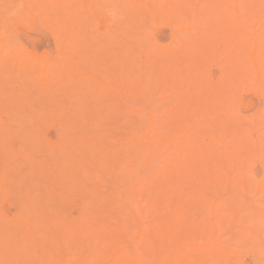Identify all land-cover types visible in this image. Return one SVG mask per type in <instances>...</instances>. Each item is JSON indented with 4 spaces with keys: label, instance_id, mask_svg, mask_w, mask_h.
I'll return each mask as SVG.
<instances>
[{
    "label": "rangeland",
    "instance_id": "obj_1",
    "mask_svg": "<svg viewBox=\"0 0 264 264\" xmlns=\"http://www.w3.org/2000/svg\"><path fill=\"white\" fill-rule=\"evenodd\" d=\"M7 1L5 0V2H7ZM16 1H17V3H16ZM16 1L14 2L16 5L15 4L13 5L14 6V9L17 10V8L18 9L21 8L20 10H17V11H15L13 8L9 7V6L12 5L11 2H10V0L6 3L7 5L5 4L4 0H0V10L2 11L1 14H3L4 12H5L4 14H6V10L7 9L8 10L10 9V11L13 9L15 11V13L9 12V13H12L13 14V15L10 14L9 16H10V18L12 17L11 19L16 18L15 19V22L13 24L14 26H12V27L10 26L9 27L8 25H6L3 22L4 20L2 21V19H5L4 17H6L8 14L7 15H1L0 14V17H2L1 20H0L1 23H3L4 25H6V27L5 26L2 27L3 24L1 25V23H0V26H1L0 27V43H3V44H0V48L6 47V45H7V47L9 46V48H6L8 50L5 49L7 51L6 53H8L9 50L13 46H15V47H13V49L16 48V46H18L19 49L21 48L20 49L21 51L23 49L27 53L32 54L33 57L36 60L42 59L44 61L52 62V63H54L56 65H57L56 62H58L61 58H62L61 60H64L65 57L68 58V56H69L68 54L69 53H66V49L67 48H69L72 51V54H70V59H72V58L77 59V54L76 53H78V51H81V53L83 51H85V52H83L85 54L84 56H86L88 54L87 52H89V51L91 52L92 51V53H94V54L96 53L94 55V57L96 59H98L99 56H100L99 57V60L102 59V62L100 60V62L97 63V64H99V65H97V69L95 68V66H96L95 63H92V66H91V61H90L91 59L89 57H90V55H92V53H90V54H88L86 56V58L87 59L89 58V60H87L85 58L86 61H90L89 62L90 64L88 63L89 65H86L84 67H83V65H85V64H82L81 66H79L80 65L79 64L76 67H80L81 69L77 68V70H76L77 72L75 70H73V69L71 70V68H69L70 70H67L66 69L67 70V72H66L65 68H68L71 65L70 66H67V67H64L63 66L64 67V69H62L63 74H62V76H60L57 73V70H58L57 68H59V70H61V66L63 64H65V63H62V64L61 63H58V65L61 64L60 67H57L55 65L57 68H55L56 70L55 69L54 70H51L52 73L54 71H56L57 75L56 74L55 75L57 77H59V76L60 77H63L65 75V73H66V79H70L72 81L73 79L76 80L77 78H79L77 76H80L83 71H87V72H90L91 71V75H93L94 73H97V72L100 71L98 68H100V69L103 68L105 71L101 75V78H100L101 81L103 82L104 85L106 83L107 84L110 83V87L107 84H106V86L109 87V88H114V90L116 91V94H117V91L119 92L118 95L121 92V96L119 97L118 95H116L114 93V95H116V98H113L114 97L113 94H112L113 96L110 97L111 96L110 93L113 90L112 89L110 90V89L105 88L104 85H103L104 88L107 89L108 92H110V93H108L110 96L107 94L109 97L107 96V98H106V94L105 93H107V91L104 92L105 91L104 89L101 90V92H103L105 94L104 95L105 96L104 99L102 97H100V95L98 96L97 94H98V92H100V89H102L101 87H103V86L101 85V87H99V85H96L98 83H100V84H102V83L101 82H97L96 81V78H94L95 79V82H97V83H95L96 87L94 86L95 87L94 89L95 90H98L100 88L98 91H96L97 92L96 95L100 99H103L102 100L103 102L98 100V103H96L95 102L96 100L93 99L94 102H95L94 104L96 106H94V104H92L93 106L92 107L91 106L89 107V105L87 104L88 107H86L87 105L85 103L88 100H89V102H87V103H91V102H90V98H88V100H86L85 96H88L89 95L88 97H90V94L94 93V91H95L93 89L94 80H92L93 81V85L92 84H88V82H87V84L86 83L84 84V85H88V89L92 86L91 88L94 90L92 92L90 90H87V87L86 86L85 87L83 86V88H77L78 90H82V89L85 88L86 91H89V93H86V91L83 90L84 92L82 93V96L80 95L81 93H79L80 96L77 94V91L78 90L76 92H73L74 89H72V92L70 90L71 88H74L73 85H75L76 83H74L73 85H71V84L70 85H67L68 86V89L70 90V92H67L66 91V88H64V83H61V86H62L61 87V86H58L57 84L54 85L56 83V82L53 83L54 81H51L52 82V85L50 83V85L53 86V88H50L49 89L50 86L48 84H47L48 85V89H45V86L43 88L47 92H48V90L50 91L51 89L55 91V88H56L58 92L56 91L55 94H52V93L48 94L45 91H43L42 88H40L41 87V84H40L41 78H43V77L40 78V81L37 80L38 78L35 79L37 76L40 77V75H38V73L36 75V71H35L36 69L32 71V72L35 71L32 74H31V72H29L31 75L29 73H28L29 75L28 74L23 75V74H21V71H25V70H22V69L24 67H26V66H24V67H23V65L22 66H19L20 64L19 65H14L15 66V69H14V66L13 65H9V68L10 69L13 67L12 69H13V72L15 74L12 72L13 75H14V77L13 76L10 77L11 74L9 73V71H10L9 70L8 71V74H7V76H9V77H7V80L4 81V78L6 79V77L3 78V76H4V73L3 72H5L4 70L8 67L7 62L9 64H13V62H10V60L12 61V59L10 58V60H9V57L7 55L6 56H7V58H8L9 61H7V58L5 57V55H4V58L6 60L3 57H1L3 59H0V68H1L0 69V73L3 71L2 72L3 74L1 73L3 76L0 74L1 75L0 78H3V79H1L2 81L0 80V87H1V89H0L1 90L0 91V101L2 102V101H4V99L6 100L7 96H9L8 94L11 95V93H16V92L17 93L20 92V93H18V94H20L18 96L19 98L22 95L21 94L22 92H23V94L25 93V95H30L31 94L32 96L30 95L31 96V99L28 98L29 96L28 97L27 96H24L23 99H22V96H21V98L19 100H20V102H22V105L23 106L20 105L21 103L20 104L18 103L19 100L16 99L17 98L16 97V94L14 96L15 98L13 97L14 94H12V97L13 98L10 96L11 97L10 98V101H11V99H14L15 102H12V103H15V104H11L10 101L6 100L7 102H4V103L6 105L9 102V104H8L9 106L7 105L8 106L7 108H3L4 103L3 102H2V104L0 103V105H2L1 106L2 109H0V130L3 131V133H2V131L0 133V141L3 142V143L0 142V169H1L0 171L2 173L4 172L3 173L4 175L0 173L1 176L3 175V177L0 176V179L3 180V179L6 178L5 179L6 184L3 185V183H5V182H2V183L0 182L1 185H2V186L0 185V196L2 195L0 197V222H4V224H6L7 222H9L8 220L10 218V223H12V221H11V218L12 217L15 218V219L14 218H12V219L16 220V223L14 221V224H16V225L20 221L27 222L28 223L30 220L32 221V219H34V218L37 221L36 215H37V217H38V215H41V213H38V214L35 215V213L38 212L35 209V208L38 209V207H37V205H38L39 208H40V210H41V212L44 215H45L44 211L48 212V215L46 213V215L48 216V217L46 216L47 217L46 219H48V221H47L48 223H49V220L51 219L50 217H54L53 216L54 215L53 213H55V210H57V212L55 214V218L54 219H51L52 221L53 220L56 221V222H54L56 224H52V223H50V224L52 226L54 225V227H57V225L59 226V223H58L59 221L60 222H63L65 225L66 224L69 225V226L66 227V229L69 230L70 232H72L71 230L77 232V230L80 227H81L80 230H83L82 229V226H83L82 224L84 223V221L89 220V219L91 220V222L89 220L88 223L91 226L92 225H95L94 226V229L95 230L92 229L93 232L96 231V226H101V225L102 226L103 225H107V226L110 225L109 226V231H111L112 229H114L113 225L115 227L116 226L119 227L120 229L122 227H124L123 230L126 228L127 231H123V233L121 232L122 233L121 234L119 232L120 230L119 231H116V232H115V230H114V232L112 230L110 233H108L109 231L107 232V230H108V228H107L106 232L109 235L108 234H104L105 232L103 233V235L100 233L102 236L101 235L99 237L98 236L97 237L95 236L96 238L99 239L98 240V239H96L93 236V234H89V231H91V229L89 230V228L87 227V225H85V223H84V225L87 227L88 233H86L87 236L82 237L83 234H84V230H83V234H81V235L79 234V236H81V238L78 237L77 234H74L75 232H72V234H74V236H70L71 233H68V231H64V230L62 231L60 228L64 225L63 223L61 224L62 226L57 227L56 230H55L54 227L52 229L50 227H48L50 224H48V226L45 225L48 228V229L46 228V230L49 233L44 229L45 226L43 228H41V229L44 230V231H46L47 232V235H52V238H54L53 235H55L53 233H66L67 232L66 234H69V236H70V237H68L69 239L71 237L74 238L75 235H77L76 238L78 239V240H76V243L73 242V241H75L76 238H74L73 240H70L73 243L72 242L71 243H67V239L68 238L64 234L63 235V238L65 236L66 242L64 241V239H62L64 241V243H63V241H60V239L62 238L61 237L62 234H61V236H60V234L59 235L57 234L58 237L55 238V241L58 242V239L57 238H59V241L60 242L58 244L61 245V246L59 245L60 248L58 249L57 248L58 245L55 246L56 245V242H54L53 239L51 240L50 239L51 237L48 238V236L46 235L45 232L40 231V230H37L38 235L40 233L41 234L42 233H45L44 234L45 235V241L47 240L46 242L52 244L54 248L56 247V249H58V250H54V255H52L53 252L49 249L50 251L49 250H48L49 252L47 251L49 257L47 258V255L45 256V254H47V252L45 253V251L42 250L43 249V246H46L45 245L46 242L44 243V245L39 244V245L42 246V249L37 246V243L38 242L40 243L41 239L39 238L40 241H38V242L35 241V240H33V238L36 236V234L33 237L32 235H34V234L30 235L29 233L31 232V230H32L31 233H34L36 230H33V228H32L33 226L32 227L30 226V224L32 225V223H30L27 226V228L30 227L31 230L29 229L30 232L28 231L27 237H24V238H25V240L27 238L30 241V244H32L34 248H37L40 251L42 250V251H44V253H39V251H37V254L39 253V255H37L38 257L35 256L36 255L35 253H33L34 256L36 257L35 258V257H33V254L32 255L31 254H27L30 250L31 251L33 250V249H30L29 247H27L30 250H26L27 253L24 251L25 256L29 257L28 255H30V257L32 256L33 259L29 257L30 259H28L29 260L28 261L27 258H26V260L28 261V262H26V261L22 260L24 258L20 257L21 259L18 262L17 261L18 259L16 260V258H15V260H16L15 264H26V263H29V262H30L29 264H123V263H121V262H123L122 260H124V258L127 259L128 256H130L129 258H131V259H127V261L133 260V262H131V263L128 262V264H181L180 262H178L179 261L178 259H177L178 261L176 259H173L174 256L176 255V258H179V257L182 258V256H179L178 254H180V255L183 254L185 256L187 255L186 257L184 256L185 259H190V258H187L190 253L196 254L194 256L192 255L194 257V259H193L192 256H190L191 257V259H190V262L191 263L190 264H264V189H260L261 191H259V189L257 191V189H256L257 186H259V184L261 182H263V184H264V62H263L264 61V57H263L264 56V52H263L264 50H262L264 47H261V45L264 46V43H263V41H264L263 40L264 39V25H263V23H264V8H263L264 5L262 6V4L264 3V1H263V3L260 4V1H262V0H259L258 2H256L257 0H253V1L256 2L255 3L256 7L253 6V8L251 9L249 7L250 5L248 4V1H250V0H231V1L223 4V6L225 7V9L224 8L223 9L226 12L228 11L227 13L224 10H222V12H220L222 14H220V13H217L218 11L216 10L217 12H213L214 13V15H213L212 11L209 9V8H211L210 7V4L211 3H216L217 4V2H219V0H207V1L206 0H199V2L197 0H192L193 2L190 1L191 3H194V2H195V4L196 3H200L199 6H201V7L199 8V6L196 5V6H198L197 9H196L195 4H193V6H191L190 9L192 10V8H195L196 11L194 9L195 12H192L193 10L191 11L189 9V11H190L189 12L190 13V16L188 14V17L189 18L186 19V17H187L186 16V17H184L185 19H183L182 16H181L179 19L176 20L178 22L175 21V23H174L175 25L173 23L171 24L170 21H168L169 19H171V17L170 18L168 17V20L165 19L166 17H163V19H165L166 21L159 19L158 20V23H161V22L163 23V24H160V25H158V23L156 21H154L155 23H153V24H151V23L149 24L148 22H146L147 25L144 24V26H143V23L142 24L140 23V25L143 27V29H141L142 28L141 26L139 27L140 30H141V33H142V31L144 32V29L146 28L147 31L151 30V33L152 34L151 33H150L151 35L149 34L150 37H147L146 35H145L146 36L145 37L143 35L144 33H142V35L144 37L143 36L141 37L140 34H139L140 37H138V34H134V33H137L138 32L137 31V29H138V26L137 25H135L132 22V24H134L135 26H137V28H135V26L132 27L131 23L129 25V27L131 26V29L130 30H128L129 28L126 27V25L128 26L129 22L125 21V19H127V17H128L129 14H126L127 12L124 13V11H127L126 6L116 7L119 4V2H118L119 0H117V2H115L114 0H106V1L105 0H100L101 1L100 2V6L98 5L99 4V1H98V4H95V5L96 6H99L100 9L98 8L97 10H102V11H98V12L96 10H95L96 12L94 10H91L92 9L91 0H86L87 3H88V5H90L91 7L86 4V1L77 0V2L74 3V7H73V4L71 5V7H70V5H67V8L69 6V8H68L69 11L72 12L75 9V11L73 12V14L76 16V13H78V16H79V10H77L78 9L77 6H78L79 9H80V12L81 13L83 12L82 14H84V16H82V14L80 13L81 14L80 17L86 18V15H88L89 13H90L89 14L90 17L88 15L87 16L88 18H86L85 21L83 20L84 19L83 18L82 20L84 22H86L87 19H88V23L86 22L87 23L86 24L84 22H81L82 23L81 26H80V23L78 22V21H80L79 19H81V18H79L77 16L76 17L78 19H76V20H78V21L74 20L75 21L74 23L71 20L66 21V22L65 21L64 22L61 21V22H63V25H64V23H65V25L66 24H69L70 26L72 25L70 28H69V25H68V29H66L68 33L70 31L72 33V30H74V29L77 30V32H79V33L76 32L77 35H74L73 34L72 36L71 35L70 36L73 39L76 36L78 38L80 36L79 40L78 39L77 40L79 42L82 41V44H79V42L77 40H75V42L73 44V41L74 40H72V42L70 41V44L71 45L69 43H68L69 45L67 44V42H69V40L68 41L66 40V42H64V44H62L64 37H65L64 39H66V38H70V40L72 39L69 36V34H67L66 30H63V31H65V32H63L62 29H61L62 32L60 34H61L62 37L59 38L60 35L58 34L59 33L58 31H59V28H61V27H59L60 25H57L58 15L55 14L56 15L55 16L56 18L55 17H52L54 15L53 12H57V10H55V9L52 10L53 8H50L52 11L49 9V10H47L48 12L46 11L48 13L47 15L46 14H43L42 15L41 12H44V8L42 9L43 6H41V4L40 5L37 4V6H39V7L36 6V3L42 2V1L38 0V2H36L37 0H33L35 2V4H34L32 2V0L31 1L29 0L30 3L27 4L29 1L26 3L30 7L29 9H27L28 6H24L26 4H23L22 1H20V0H16ZM19 1L22 3L21 5L18 4V3H20ZM88 1L90 2V4H89ZM94 1H96V3H97V0H94ZM128 1H130V2H128ZM128 1L127 2L130 4V6H132V9H134V8H136L134 6H137V3H135L136 1H139V2L140 1H143V2H141V4L142 3L143 4L146 3L144 6L147 7L149 5L147 8H150V6H151L150 4H153V7H154L155 4H156V2L158 0H150V1L149 0H135L134 1V4L131 3L132 0H128ZM151 1H152V3H151ZM83 2H84V4L87 5V7H90L91 8V9L87 8L88 11L90 10V12L87 11L88 14H86V12H84V10L86 11V9H82L83 6L81 4ZM107 2L108 3L115 2L117 4H114L113 3V5L115 6L114 7V6H111L112 4H108ZM148 2H150V3L147 4ZM158 2L160 3L161 0L158 1ZM166 2H168V1L166 0ZM170 2H172L173 5L175 6L176 3H177V0H170ZM181 2L183 4V1L182 0H181ZM185 2H187V0H185ZM185 2H184V5L186 4ZM203 2H205V3H203ZM92 3H93V6H94V3L95 2H92ZM106 3H107V5H106ZM163 3H165V1ZM207 3H209L208 4L209 6L207 5ZM245 3H247V5ZM33 4H34L33 7L36 6L37 7V10H38V8H39V10L41 9L40 10L41 12H38L39 10L35 12V13H37L39 15V17L42 16L44 18L45 16L46 17L47 16L49 17V15H50L51 19H53L52 22H49L51 19L50 18L48 19V17L47 18L45 17L44 18V21H43L42 17L41 18L37 17V14H35V13H34L35 14L34 15L33 14L34 10H32V9H35L36 10V7L31 9V6ZM182 4H181V6H182ZM5 5L7 7L4 8ZM22 5L24 6L25 11H22V10H24V8L22 7ZM109 5L111 7H109ZM177 5H179V4H177ZM245 5H246V10H244L245 8H243V6H245ZM257 5H258V7H257ZM260 5L262 7H260ZM96 6H94V7H96ZM2 7H3V10H2ZM94 7H93V9H95ZM187 7H189V4L187 5ZM204 7H206V11L205 12H208V11L210 12L209 15L207 13H206L207 15H205V12H203L205 10ZM207 7H209L208 8V11H207ZM112 8H113V10H112ZM116 8L118 10L117 12H116ZM120 8L122 9V12L119 11ZM232 9L233 10L234 9H238L240 11L239 14H242V15H240L241 16V19H240V16H238V14H236V12H234ZM31 10L33 11L32 14L34 15V17H32V14L30 13ZM187 10H188V8H187ZM20 11H21L22 14L20 13ZM76 11H78V12H76ZM17 12L20 15L17 14ZM27 12H28V14L29 13L31 14V15H28L27 14L29 17L26 15ZM92 13H96V14L92 15ZM121 13H122L123 16H121ZM215 13H217V14H215ZM228 13L230 15H233V17L236 16L235 18H233V17L230 16L232 20L233 19H236L237 17L240 20L237 19V20H234V22L233 21L231 22V19L228 16L229 15ZM114 14H116V15H114ZM224 14H226L227 17L225 15L224 16L225 18H222ZM21 15H24L26 19L24 18V16H21ZM95 15H97V16L96 17H93ZM124 15H127V16H126V18H123L124 19L123 20L122 17H124ZM13 16H15V17H13ZM26 16L28 17V19H27ZM113 17H114V19H113ZM228 17H229V19H228ZM6 18H8V17H6ZM32 18H35V19L40 20V21L34 20L36 22L34 24V21L32 23ZM90 18L93 19L94 21L93 20H89ZM96 18H99V19H96ZM54 19L56 20V22L54 21ZM119 19H121L120 20L121 22L119 21ZM150 19H151V17L148 20H150ZM219 19H221L220 20L221 22H222V19H223V22L226 21L225 23H228V21L230 20V25L232 24L231 27H230V28H232V30L230 32V35L231 34H233V36L235 35L233 39L231 37H229V36H228V38L226 37L227 36V33H229V31H228L229 30V28H228L229 25H227V24H225V23L222 22V24H225V25H224V27H222V24L220 23V25H221L220 26L218 24V21H216V20H219ZM19 20L21 22H19ZM22 20H24V21H22ZM45 20L47 22H49V24L48 23H45ZM58 20L60 21L62 19H59L58 18ZM98 20H100V22L101 23L103 22V23L102 24L101 23H98L97 22ZM107 20H109L110 22L109 21L107 22ZM114 20H116V22ZM160 20H161V22H159ZM173 20H174V17H173V19H171V21L173 22ZM185 20L186 21L188 20V23ZM243 20H244V22H247L245 24L247 26H244ZM16 21H18V23ZM28 21L31 22V23H29ZM95 21L98 23V25H97V23ZM122 21H124L126 23H124V25H122V23H123ZM145 21H144V23H145ZM152 21H153V19H152ZM152 21H150V22H152ZM11 22H13V20H11ZM53 22H55L56 24H54ZM70 22H72L73 24H75L77 22V24L74 25L76 28L75 27L72 28L73 27V24H71ZM90 22H92L93 24L92 23L90 24ZM248 22H249L250 25L248 24ZM41 23H43V24H41ZM78 23H79V26H78ZM114 23H115V25H114ZM241 23L243 24L242 26H241ZM255 23H256V26H255ZM88 24H89V26H88ZM154 24H156V25L153 26ZM233 24H235V26ZM237 24H239L240 27H242V29L243 28L245 29V30H242V31H246L247 30V33H245V35H243L241 33L242 31H240V28H238L236 26ZM55 25H56V28H57V26L59 28L56 29L54 27ZM82 25H84L86 27H83ZM122 26H123V28H122ZM174 26H179V27H174ZM79 27H81L82 29L79 28ZM114 27H115V29H114ZM124 27H126V29H124ZM69 29H71V30L68 31ZM218 29H223V32H222V30H218ZM75 30L73 32H75ZM78 30H81V31H78ZM118 30H120V31H118ZM132 30H134L135 32L133 31L134 33H132ZM103 31L104 32H106V31L109 32L110 31L111 33L109 32L108 34L110 35V37L112 36L114 38L111 37L112 40L109 41V39H106L105 38L107 36L109 37V35L107 34V32L104 33ZM113 31H115L116 34L113 33ZM239 31L241 33L240 35H239ZM125 32H127V33L125 34ZM251 32L255 33L256 40L259 41V43H260V47L259 48H261V49H258V51L261 50V53H263V54H260V52H258L259 55L258 54L257 55L259 57H257V60L258 59L259 60L258 61L256 60L257 63H258V65L259 64L261 65V66L259 65V67L261 68V74H260V76L255 75L256 73H255L254 70H252L253 72L249 73L250 71L247 70V68L245 69V67H248V69H250V67L252 68V65H250L249 63L246 64L250 60L249 59V57H250L249 52L252 50V49H250V48H252V45L249 47V45H250L249 44L248 45V48H247L248 52H247L246 56L248 57V55H249L248 58H245L246 56L243 57V55H245L244 53H246L243 50H242L243 52L239 55V57L237 55L239 54V52H241V50L240 51L238 50L239 51L238 53H236V50L235 51L233 50V49H238V48H236L237 44L239 45V43L244 38H246V40L251 39L252 38L251 36H254V34L248 35V33H251ZM63 33H64V36L62 35ZM197 33L199 35H197ZM207 33L208 34L209 33H212L211 35L210 34L209 35L210 36H213V37L211 39H209L210 36L208 35L207 37H209V38L208 39L205 38L206 35L205 36H203V35L204 34H207ZM214 33H215V36L213 35ZM216 33L219 34V35H222V34L223 35H222V37L220 39H218L220 36L217 38L218 35H216ZM66 34L69 37H66L65 36ZM88 34H89V36H88ZM103 34L105 36L104 37L105 39H102ZM117 34H118V37L119 38L117 37ZM132 34L135 35V36H133ZM128 35L132 36L133 38L135 37V39H132V37H130ZM85 36L88 37L89 39L91 37L92 39L88 40ZM240 36L243 38L241 41H240V38H241ZM116 37H117V40H116ZM126 37H128V38L126 39ZM151 37H153V38H151ZM178 37L180 38V40H179ZM214 37L217 38L218 40L217 39L215 40ZM141 38H143V39L141 40ZM175 38H176V40H175ZM86 39H87L88 44H86L87 43L86 42ZM121 39H122V41H121ZM146 39L147 40L150 39L151 41H153L152 39H154L156 42L155 41H153V42L157 43V45L155 43L151 42L150 40L149 41L151 43L149 41L147 43H145L146 42ZM204 39L205 40L207 39V40L205 41ZM228 39H229V41H227ZM60 40H61L62 43L60 42ZM83 40L85 41V44H84ZM115 40L116 41H119V42H114ZM130 40L131 41H134L133 43L138 44V46L135 45V44L133 46V48L134 47H135V49L137 48L136 50L133 49L132 47H130L131 46V44H130L131 41ZM137 40H138V42H137ZM211 40L217 41L219 43L214 42V44H216V45H214L211 42ZM231 40L233 41L232 43L230 42ZM97 41H100L101 43H104V41H106V43H104L105 45L102 44L104 46H101V43L99 44V42H97ZM141 41L143 42L142 44L140 43ZM189 41H190V43H189ZM202 41H203V43L206 42L205 47H202L204 45L203 43H200ZM209 41L214 45L213 49L210 46L211 43ZM110 42H112V44ZM182 42H184L185 46H186V44H187V46H189V45H191V43H195V44H198V45L200 44L199 46H201L200 47L201 49L199 48V52L204 48L201 52L208 50V53H206L207 51L204 52V53H201V54L198 51L196 53V50H191V49H194L193 47L190 49V46L189 47L186 46L187 48L184 46L183 49H185V50L187 49V51H188V49H190L193 53H196V54H193V56H192V52L191 51H189L187 53L185 50H183L181 48L184 51V53L186 52L184 54L183 51L179 48V47H181L180 45H181ZM227 42H230V43L227 44ZM77 43H78V45H77L78 47L76 46ZM95 43H96V45L97 44L98 45L97 46L94 45ZM118 43H120V44H118ZM207 43H208L209 46L207 45ZM108 44H111L112 46L111 45H108ZM123 44H126V45L128 44L129 45V49L131 48L130 51L132 53H135V51L139 53V54L137 53L138 56H136L134 54V59L135 60L138 59L136 62H138L139 64L141 63V61H143V60L146 59L145 60L146 63L144 61H143L144 63L143 62L141 63V64H143L145 70L146 69H149V67H151V65H147L148 63L150 64V62H151L150 60L154 59L152 61L154 63L155 62L156 63H159L160 62L159 65L158 64L155 65L156 63L155 64L154 63L153 64L151 63L152 66H155L156 67L155 70L157 69V71H155L154 69H153L154 72L147 71L146 70L148 72L149 76H150V74H151V76L153 75V77H154V74H156L158 76V73L159 74L162 73L163 75H166V74L168 75L169 72L171 71L173 73V75H172V73H170L169 75H171L173 77L175 76L174 79H173L174 81L171 80L173 77L169 76L168 78L170 79V83L174 84V87L176 89L174 87L173 88L175 90L173 88H171V84L170 83H168V84L166 83L167 81H169V80H166V79H168L167 77H164L162 75L164 77L163 78L161 76V74H160V77L162 78V81H161V79L159 78V76L158 77L156 76L157 77L156 79H160L159 82L157 83L155 81L156 80L155 77L152 78V77H149L147 74H145L146 71L144 72L143 71L144 69L142 70L144 72V76L146 75L145 77H149V78H152L153 79V81L152 80L150 81V82H153L154 83V84L152 83L153 86L155 85V83H156V85L159 84V83H160V85L162 84L161 87H160L161 89L158 88V89L155 90V87L154 88L152 87L154 90H151V87L148 84L150 82H148L149 80H147L149 78L146 79L145 77H144V80L146 79V82H148V83H144V80H143V82H141V83L142 84H145L144 88L141 86L142 84L141 85L139 84L140 85V88L138 89L137 88L138 85L135 86L137 84L135 81H137L139 83L141 81V80L138 81V78L140 76L138 74H139V71H141L140 70L141 68L138 67V64H137L136 67H135V64H134V66H130V63H132L131 65H133V61L132 60H134V59H129V57H125L123 59L121 57V55H120L121 51L120 50H122V48H125V47L128 48V45L127 46L124 45V47H123ZM152 44H153V46H152ZM217 44H218V47H217ZM89 45H90V48H89ZM107 45L110 46V47L109 48H106ZM113 45L114 46L116 45V46L114 47ZM117 45L118 46L120 45V47H122V48L118 47ZM145 45L148 47V48H146L147 50L145 49V47H146ZM177 45H178V47H177ZM98 46H100L99 49H98ZM156 46H157V48H156ZM163 46H164V49L166 47L169 48L168 49L169 51L166 50L168 52L169 58H170V56L172 54H174L175 55V58L177 57L179 60L177 61V60L173 59L174 56H171L173 60L168 59L167 53H164L166 56L163 55V54H162V56L163 57L164 56L167 57V59L169 61L166 60L165 57H164L165 59L162 58V56L160 57L159 55H161V53L159 54V49L162 50L163 49ZM199 46H195L194 45V47L196 49H198L197 47H199ZM113 47H114V49H116L118 47L116 49L117 51L114 50ZM140 47H143V48L141 49ZM173 47H177V48H173ZM207 47H209V48L207 49ZM216 47L219 48V51H216V50H218V49H215ZM229 47H230V49H228ZM231 47H233V49H231ZM72 48H73V50H72ZM75 48H76V52H75ZM77 48H79V49H77ZM105 48H106V50H105ZM171 48H173V49H171ZM178 48L180 49V51H182V53L180 52V54L179 53L177 54L176 51H179ZM210 48H211V50H210ZM86 49L87 50L89 49V50L87 51ZM157 49H158V51H157ZM16 50H17V48H16ZM97 50H98V52H97ZM124 50H122V52ZM0 51H1V49H0ZM148 51H150V52L151 51L152 52L154 51L155 53L157 51L158 52L157 53V56L155 55L154 52H153V54L155 56L152 55V52L150 53ZM170 51L172 53L171 55L169 53ZM108 52H110L111 54L108 53ZM117 52H120V53H117ZM232 52L235 55H232ZM65 53L67 54V56H65ZM81 53L79 54L80 59H77L79 61L80 60H84L83 58L81 59V57H83V54H81ZM189 53H191V54H189ZM150 54H151V57H150ZM176 54H177V56H176ZM230 54H231L232 57L228 58L230 56ZM2 55H1V52H0V56H2ZM96 55H98V57H96ZM117 55H118L117 58H119V59L116 58ZM194 55H197V56H194ZM9 56H10V54H9ZM94 57H93V60L95 59ZM109 57H110L111 60L109 59ZM106 58L108 60H106ZM155 58L158 61H156ZM159 58H162V60L159 59ZM180 58H181V60H180ZM233 58H235L236 60L234 61ZM260 58L263 59V61L260 60ZM77 60H75V61H77ZM85 60L83 62H85ZM99 60H94V62L95 61L98 62ZM118 60H120L122 62L119 63ZM126 60H127L128 63L129 62L130 63L127 64ZM135 60H134V63H135ZM165 60L167 61L166 65L169 64L168 62L173 63L174 60H175V62H177L179 64V65L176 64V63H175L176 65L175 64L174 65L172 64L173 67L174 66H177L178 67L176 69H179V70H175V73H178V75H176V74L174 75V71H172V70L175 69V68L169 66L171 64L168 65L170 68H168L166 66V69H163L165 65L164 66L162 65V67H161V61L166 62ZM64 61H66V60H64ZM70 61L71 60H69L68 62H70ZM111 61H113L114 63L111 62ZM61 62H63V61H61ZM105 62H106V65H108V67L111 66L113 70H115V71L117 70V72H119V75L120 76L117 74V72H115L112 69H110L111 67L109 68L110 71H113L112 73L115 72V74H117L116 76L117 77H120V78L115 77V74H114V76H112L113 74L108 71L107 66L105 65ZM71 63H74L75 64L74 61L71 62ZM110 63H111V65L109 66ZM121 63L122 64L125 63V65H126V66L124 65L125 68H127V67L129 68V66L132 67L130 70L133 69V73L130 72V73H127L126 74V72H128L129 70L124 69V66ZM69 64L70 63H68V65ZM74 64H73V67L75 66ZM86 64H87V62H86ZM5 65H7V66H5ZM145 65H147L149 67L147 68V66L145 67ZM199 65H201V66L199 67ZM17 66H18V69H19V70L17 69V71L20 72V73H18V75H16L17 74L16 73L17 72L16 71V67ZM21 67H23V68L21 69ZM93 68H94V72L92 70ZM120 68L121 69H124L125 71L124 70H120ZM20 69H21V71H20ZM78 69H79V71H78ZM138 69H139V71H138ZM160 69H162L163 72ZM169 69H171V70L169 71ZM134 70L137 71L138 77H137V75H135L136 73H134L135 72ZM165 70L167 72L168 71L169 72L168 73H165ZM235 70L237 71V73L234 72ZM239 70L242 72V75L246 74V75H244L245 78H242V75H241V73H240ZM245 70H247V72ZM6 71H7V69H6ZM122 71H123V74L121 75L120 73H122ZM124 72H125V75H124ZM52 73H48L49 76H46V77H50V74H52ZM101 73H99V74H101ZM152 73H154V74H152ZM247 73H248V78L246 77L247 76ZM20 74H21V76H20ZM86 74H88V73L83 72V74L80 76V78L82 79L84 77V79H85V76H83V75H86ZM107 74H109V77L110 78L112 77V80L111 81H110V78L109 77L107 78V76H108ZM130 74L131 75L134 74L135 75L134 77H137V78H133V75L131 76ZM45 75H47V73ZM52 75L54 76V74H52ZM238 75L239 76L241 75V78ZM5 76H6V74H5ZM53 76L51 78H54L55 77V76L54 77ZM98 76H100V75H98ZM98 76H95V77L98 78ZM51 78H48V80L49 79L52 80ZM103 78H105V79H103ZM116 78H117V80H116ZM58 79L60 81V78H58ZM58 79H57V81H58ZM66 79H64V80H66ZM81 79H79V81ZM87 79H88V81H90L91 78L89 79V76H88ZM92 79H93V77H92ZM243 79L244 80L245 79H248V80H245L244 81ZM53 80H55V79H53ZM105 80H106V82H105ZM240 80H241V85L239 84L240 83ZM71 81L68 80L67 82H71ZM76 81H78V79ZM163 81H164L165 84H163ZM238 81H239V83H238ZM42 82H43V84L45 83L44 81H42ZM115 84H117V85H115ZM59 85H60V83H59ZM78 85H79V83L76 86H78ZM80 85H83L82 82H81ZM89 85H91V86H89ZM111 85H113V86H111ZM160 85H157V86L159 87ZM164 85H166V86H164ZM167 85H169L168 87H170V89L169 88H166ZM247 85H249V86H247ZM115 86L117 87V89H119V87H120L121 90L119 91V90L115 89L116 88ZM122 86L125 89V91H122V88H121ZM228 86H231V88L228 87ZM97 87H99V88H97ZM126 87H128V88H126ZM135 87H136V90L138 89V91L141 90V89L142 90L144 89L147 92V93L144 92V90H143V94H140V92H139V94L141 95V97H142V95H146V96H143V98H145L144 99L145 101H143V102L140 101V99H142V98L139 96L138 92L135 91V89H134ZM222 87H225L227 89V91H225V89L222 88ZM39 88L41 90L40 92H38L39 91ZM164 88H166L168 91H166V89L163 90ZM3 89H5V92H9L6 95L4 94L6 96V98H5L4 95H1V93L4 92ZM33 89H34V94H33ZM37 89H38V91H37ZM130 90H131V92H130ZM132 90L135 93H133ZM31 91H32V93H31ZM115 91H113V92H115ZM151 91H153V92H151ZM173 91H175V92H173ZM223 91L226 92V93H224ZM27 92H29L30 94L27 93ZM36 92L37 93H40V95H38L39 97L36 96V94H37ZM41 92H43V93H41ZM44 92H45V94H44ZM122 92H124V93H122ZM127 92H128V94H126V96H125V93H127ZM129 92L130 93H133V94L129 95L130 94ZM85 94H87V95H85ZM122 94L124 95L123 96L124 98H122ZM44 95H45V97H44ZM46 95H47V97H46ZM50 95H52V96L54 95V97L52 98V96H50ZM96 95H95V97L97 98ZM167 95H169V96H167ZM170 95H172V96H170ZM33 96L34 97L36 96V98L37 97L38 98L37 99L36 98H33ZM77 96H79V98H81V99L78 100L79 98ZM102 96H103V94H102ZM117 96L119 97L118 99H117ZM149 96H152V97H149ZM50 97H51L52 101H51ZM55 97H57V98H55ZM129 97H130V99H129ZM26 98H28V99H26ZM48 98H49V100H47ZM64 98H66V99L64 100ZM82 98L86 102H84V101H83L84 103L83 102H80V101H82ZM91 98H94V97L92 96ZM7 99H9V98H7ZM29 99H30V101H28ZM54 99H57V100H54ZM106 99H107V101H105ZM208 99H209V101H208ZM16 100H17V102H16ZM21 100H24L25 103H23V101H21ZM43 100H45V101H43ZM62 100H63L64 103L62 102ZM93 100H92V102H93ZM108 100H112V101H108ZM31 101L33 102V105H32V102ZM35 101H36V103H35ZM54 101L59 102V103L56 104V102H55V104H54L53 103ZM121 101H122L123 104H122V106L119 107V105H121L120 104ZM187 101H188V105H187ZM42 102H44V103H42ZM136 102L138 104H136ZM140 102H141L142 105L140 104ZM16 103L19 104L20 106L19 105H16ZM50 103H51V105H50ZM99 103L100 104L102 103V105L104 104L103 107L105 108V109H103V108L101 109V110H103V111H101V113L102 112L104 113L105 111H107L109 109V107L106 106V105H110L111 109L115 108V111H117L116 113L114 112L116 116L118 115L117 117H119V113H121V114L124 113V115H122V116L120 115V116L121 117H124V118L126 116L125 120L127 119V123L123 122L124 121V118L120 119L119 120V123H118V119L119 118H117V117L114 116V114H113V110L114 109H113L111 115L108 112H105V113H108L109 115L107 114V116H109V117L112 116V117H115L114 119L117 118L115 120V122L113 121L115 124L113 122H111L114 119H111L110 122H109V119L111 117L110 118L107 117L108 119H104L105 121H108V123H106L105 121H103L102 118H101V120H102L101 122H103V123L105 122V124H103V123L96 124L97 121L98 122L100 121V120H97L95 122V120H96L95 117L97 116V119L99 118V115H100L99 110L102 107V105H101L100 108L98 107L100 105ZM25 104H27V105H25ZM30 104L34 107V109H33V107L31 109L29 108L30 107ZM80 104L83 105L86 110L87 109H89V110L91 109V111H92V108L95 107L93 109V110H95L98 107L97 108L98 110L96 109V111H95V112L98 111V115L94 114L95 113L94 111L91 112L89 110H87V112L85 114L84 113L85 110L83 109L84 110L83 111L84 115L82 116L80 114L81 113L80 110H78L81 107ZM115 104H116V106H115ZM5 105H4V107H6ZM54 105H57V111L56 112H58V113H55L53 111V110H56V108H55L56 106L54 108H52ZM22 107H23V110H22ZM77 107H79V108H77ZM121 107H122V109H120ZM26 108H27V110L30 109L31 112H33V113H30V110H29L28 112L30 113V115L26 114L27 113V111L25 110ZM40 108H42V109H40ZM51 108H52V111L50 110ZM174 108L177 109L175 112H174V110H175ZM43 109L46 110V111H44ZM75 109H76V112H75ZM124 109H126V113L127 114H125ZM34 110H38V112L36 111L37 112L36 118H38V120H39V118H42V116L44 117V115L45 116L49 115V112H47V110L48 111L50 110L51 113L54 112L56 114V116H52V115H55V114H51L50 113L51 116L49 115L47 118H44V119L42 118L43 121L39 120L40 122H42V124H41L35 118V115L36 114H35V111ZM121 110L123 111V113H122ZM128 110L131 111L129 114H128V112H129ZM18 111H20V112H18ZM78 111H79V115H81L82 117L78 116V113H77ZM24 112L27 115V117H25ZM138 112H140V113H138ZM103 113L101 114V117H102ZM166 113H168V114H166ZM174 113H177V114L174 115ZM179 113H181V115ZM184 113H186V114H184ZM23 114H24V117L25 118L23 117ZM31 114H32V116L35 114L34 117H32ZM38 114H40V115H38ZM73 114H74V116H72ZM139 114H140V116H139ZM75 115L78 118H73V117H75ZM173 115L174 116H177V118L175 117L176 120H175V118H174ZM185 115H187L188 117L186 116L187 117L186 118ZM28 116L29 117L31 116L30 117V120H27V119H29ZM150 116H152V117H150ZM139 117H141V118H139ZM149 117L150 118H153V122H152V120H150L151 123H152V126H151V123L148 122L149 119H150ZM15 118H16L17 121L15 120ZM19 118L22 119L21 121H23V123L25 125H22V122L20 121ZM31 118H35V120H37V122L39 124H41V125L39 126V124L36 123V121L35 120H32ZM104 118H106V116ZM62 119H64V120H62ZM24 120H27V121L24 122ZM69 120H70V122H69ZM163 120H164V124L167 122L166 123L167 125H165V127H163ZM172 120H175V121H172ZM122 122L124 123L123 125H122ZM134 122L137 123V125ZM132 124H134V126H137L138 128L136 129L134 126H132ZM170 125H171V127H170ZM94 126L95 127H97V126L99 127L100 126V127L97 128V129H95ZM231 126H233V127L231 128ZM161 127L165 129V132H164V129H162ZM125 128H126V130H125ZM170 128H171V132H169V129ZM138 129L139 130L140 129L141 130L144 129L145 132L142 133V131H139ZM156 129L159 130V131L162 130L163 134H162V132H159L158 131V133L161 134V138H163L162 135H164L166 139H168L170 135H175L174 136L175 138L177 137V141L174 142L175 145L173 146V144H172L173 142L170 144L171 147H172L171 148L172 151L169 148L170 145H169V143L167 144L168 141H166V139H161L162 140V143L165 141L163 144H160L161 143L160 142L161 140H158V142H160L159 144L158 143L156 144V143L153 142V141L157 142L156 139H155L156 136L154 137V135H153L157 131ZM8 130H9V132H8ZM13 130H14V132L17 130L16 133H14ZM30 130L33 131L35 135H36L35 132H38V135L40 137L39 136H36V138L39 137V140L40 141L37 140L38 138L36 139L34 137V134L32 132H30ZM100 130H101V133L102 132H104V133L103 134H100ZM154 130H156V131H154ZM148 131H149V135L150 134H151V136L153 135V137L155 139V140H152L153 138L151 139L152 142H153V144H151V141H150L149 137L147 136L148 135ZM41 132H43L44 135L41 134ZM31 133L33 135L32 138H31ZM104 134H105V137L103 136ZM106 134L108 136H110L109 140H108V136ZM139 134H141V135H139ZM41 135H43L44 137L41 136ZM68 135H69V137H68ZM91 135H94V136H91ZM96 135L97 136L100 135V138H99V139H101L100 141L103 140L102 138H104L105 141L103 140L104 142L103 141L102 142H99V139H97ZM138 135H139V138H136V137H138ZM145 135L148 138L147 137H143ZM1 136L3 137V139H2ZM89 137H90V139H89ZM106 137H107V139H106ZM7 138L9 139L8 141L6 140ZM33 138L35 139V142L37 140V142L39 143V145L40 144L41 145L39 146L37 144L38 145L37 146L34 143V141H33L34 139ZM158 138H160V136H158ZM171 138H172V136H171ZM96 139L98 140V142H99L98 144L99 145H101V143H104V146H103V144L101 146H103L104 149L103 148L102 149L104 151H107V152L109 150L108 147L109 148L111 147L113 150H115V149H117L119 147V148L125 149V151H128L126 149V147L130 148L132 146L131 144H133V143L134 144L135 143L136 144L137 143L138 144H141L140 145V148L139 147H136V146H138L136 144H135V148H134V144H133V146H132L133 148H131V149H133V152L135 151V153H136L137 152L136 150H138V149H139V151L141 150V152H137L138 154H133L132 150L129 149L128 152H129V154H131V157L134 156V155H136V157L134 156V159L131 162V160H130L131 158L130 157H127V155H129L128 153L126 155V153H125L124 150L117 149V151H115V152L113 151V153L116 154V152H118L121 155V153H123V151H124L125 156L124 155L123 156L125 158H128V159L130 158V159L129 160L128 159L127 160H124L125 159L124 158L121 161L120 159H122V157H123L122 155H121L122 157L120 156L121 158L118 155H117L118 157L116 155H114L115 156V160H117V161H113L114 158H112L113 157L112 150L110 152H108V154L109 153L112 154L111 158L109 157L110 159L109 158L107 159V156H109L107 153H106L107 154L106 157H104V155H101V153L104 152V151L101 152V150H102L101 149V146H100V150H98L99 147L98 148L95 147V148H97V150H96L95 148H93L94 146L92 145L93 147L91 146V148L93 150L92 149L91 150L93 152L90 150V147H88L89 144H91V143H89L90 140H92V141L94 140L95 141ZM144 139H145V141H147V145H145V143L144 144L142 143V142H144L143 141ZM179 139H180V141H179ZM75 140H76V142H75ZM168 140L171 141L170 138ZM83 141L85 143L88 142V143H86V144H88L86 147H85V144H84V147L82 146ZM124 141L125 142L128 141L131 146L130 147H129V145L126 146V144L128 142L127 143H124ZM134 141H136V142H134ZM148 141H150V142H148ZM6 142L8 143V145L6 144L5 146H3ZM184 142L187 143L189 145V147L191 146L189 148L186 145L187 147H186L185 151L188 152L187 155L186 154H183L182 155V153L184 152L183 146H185L184 145L185 144ZM54 143H56V144L54 145ZM30 144H31V146H30ZM57 144H58L59 150H54V148L56 149ZM94 144H95V146L96 145L99 146L97 144V142L96 143L94 142ZM123 144H125V146H126L125 148H123L124 147ZM180 144H181V146H180ZM53 145L56 146V147H54ZM144 145L146 147H144ZM176 145H179V146H176ZM141 146H142V148H141ZM149 146L151 147V149H149ZM152 146H153V148H152ZM29 147H30L31 152L29 151ZM82 147H83V149H82ZM179 147H182L183 148V151H181L182 148L178 151ZM192 147H193V149H192ZM35 148H36V150H35ZM39 148H40V150H39ZM52 149H53V151H52ZM63 149H64V151H63ZM146 149L149 150V151H147ZM188 149L191 150V151L193 150L192 151L193 153L192 152H189ZM230 149L233 150V151H236V153H239V154H241L243 152L244 154L243 153L242 154L245 155V156L240 155L241 156L240 157V156H238L239 154H236V153L233 154L232 153L233 156L236 154L238 157L235 156L236 159L233 156L230 157L229 156V155H231ZM238 149L240 151H242V152L240 153V151ZM1 150H2V152H1ZM22 150L24 152H22ZM42 150H44L43 152H45V153H43ZM69 150H70V152H69ZM118 150L119 151L121 150V151L119 152ZM145 150H146V152L144 153ZM167 150H169L170 152L167 153ZM211 150H212V152L210 153L209 151H211ZM97 151H100L101 152V153L99 152L100 155L98 154ZM130 151H131V153H130ZM180 151H181V154H179ZM226 151H227V153H226ZM237 151H239V152H237ZM244 151H247V152H244ZM171 152H173V153H171ZM77 153L79 155L78 156H75V155H77ZM89 153H90V156H89ZM95 153H97V154H95ZM190 153L195 154V155H198L199 153L200 154L198 156H195V155L194 156L193 155L191 156ZM82 154H84V155H82ZM102 154H104V153H102ZM177 154H179V155L177 156ZM209 154H211V155H209ZM213 154H215V155H213ZM68 155L69 156L71 155V158L72 159ZM180 155H182V156H185L186 155L187 158H188V155H190L189 158L192 157L193 160L190 158L191 159V163H190V159L188 160L186 158L187 159L186 160L184 157L182 158ZM203 155L205 157H203ZM100 156H101V159H104V158L106 159L105 162H106L107 165L105 163H102L104 161L103 160L101 161ZM212 156H213V158H212ZM62 157H64V159ZM81 157H82V159H81ZM116 157H117V159H116ZM174 157H178L177 158V161L179 160L178 162H180V163H178ZM208 157H210V158H208ZM242 157H244L243 158L244 160L242 159ZM38 158H39V160L42 159V161L41 160L38 161V162H41L39 164H42L44 162L43 159L45 160V158H46V160H52V159H55V160H52V162L51 161L50 162L47 161L48 166H47L46 162H45V164L44 163L42 164L43 166L41 165L43 167V170H45V171L41 170V166H39V164H38V168L36 167L37 168L36 169L37 171H36L34 167L37 165V161L35 159H38ZM118 158H120V159H118ZM181 158H182V160L184 159V162L185 163H183V161L181 160L182 161V164H181V161H180ZM231 158H233V160ZM240 158H241V160H240ZM33 159L36 161V165L34 164L35 161ZM68 159H69L70 162H73L71 165H70V163L69 164L67 163V162H69ZM76 159H78V160L80 159L79 160V163L80 164L76 162ZM31 160H33V161H31ZM61 160H62V162H61ZM64 160H66V161H64ZM82 160L86 164H81ZM204 160H206L208 162L210 161L209 162L210 165L208 164V162L206 163L208 165H206V164L204 165V163H205ZM228 160L229 161L232 160V161L229 162ZM63 161L66 162V163H64ZM74 161H75V163H74ZM110 161H111V163L116 162V165L110 164ZM173 161H175V164L176 165L174 164ZM32 162H33V164H32ZM122 162H123V165H122ZM127 162L130 163V164L128 165ZM133 162H134V164H133L134 166L132 165ZM167 163H168V165H167ZM185 164H188V165L186 166ZM45 165H46V168L44 169V166ZM82 165H84L83 168L85 170L82 169V167H81ZM85 165L87 166V168H86ZM124 165H126V167H124ZM131 165H132L133 169H132ZM173 165H174V167L175 166L177 167V166H182L183 165V167H181L180 169H179V167H178V169H173ZM232 165H233V167H232ZM68 166H70V167H68ZM106 166L108 168H106ZM114 166H116V169L114 168ZM6 167L8 168L9 171H7V168ZM49 167H50L51 176L48 175V174H50V172L49 171H46L47 168H49ZM72 167L75 170H72L71 171ZM165 167L172 169L169 172L173 171L172 172L173 173L172 174L173 176H171L170 174L169 175H165L164 173H162L164 170L165 171L167 170ZM184 167L187 168L188 171L187 170L185 171L184 170L185 169ZM211 167H212V170H211ZM113 168L116 170V172H114L115 170H113ZM118 168L120 170L121 169H123V170L120 171ZM129 168L131 169V171L129 170ZM39 169H40V171H38ZM59 169L61 171H59ZM20 170H21V172H20ZM189 171L192 172V174L190 173V175H189L188 174ZM32 172L35 174V175L33 174L34 177L37 176L36 172L37 173H41L42 172L43 174L45 172L44 176H46V177L49 176V177H47V179H46V177H43V174H42L41 176L43 178H41V180L40 179L32 180L33 179L31 177ZM66 172H68V173H66ZM78 172H80V173H78ZM157 173H158V175H157ZM216 173H217V175H220L222 173L220 175L221 177H219V176L217 177ZM218 173H220V174H218ZM18 174H20V176ZM60 174H61V177L59 176ZM193 174H195V175H193ZM209 174H211V176ZM8 175H9V177H8ZM164 175H165V178H166V176L167 177L169 176L172 179H169V181L167 180L168 183H166L165 181L169 177L166 178L165 180H163L166 184L162 181L164 183V186L162 185L163 186L162 187L161 186V184H162L161 179L164 177ZM214 175H216V176L214 177ZM15 176H16V178H15ZM22 176H23V178H22ZM29 176H30V180H29ZM126 176H127V179H126ZM209 176H210V178L212 177L211 178L212 180H210ZM39 177H40V175H39ZM55 177L57 179L56 181L54 180ZM57 177H59V178H57ZM73 177H75V180L74 179H70V178H73ZM216 177L218 178L217 180H216ZM214 178H215V180H214ZM219 178L221 179V181L219 180ZM133 179H136V181L135 180L132 181ZM222 179H223V181H222ZM37 180L38 181L40 180V182H42V180H43L44 182H42V183L39 182L41 185L43 184V186L40 185V187H39V185H38L39 183L37 184V182H36ZM63 180H64V182H63ZM73 180L75 182H73ZM76 180H77V182H76ZM142 180H144V181H142ZM258 180H259V182L260 181L261 182L259 183ZM34 181L38 185V188H36V189L32 187V186L35 187V185L33 183ZM149 181H151V182H149ZM129 182L131 184L134 182L135 184L133 183L132 184L133 186L136 185V183H137V185L139 184V186L142 183H145L147 185L150 184L149 186H147L148 187V191H149V189H151L149 192L147 191V187L146 188L144 186H143L144 188L142 187V185H143L142 184L141 187H140V189L143 188V189H141L143 191L142 192V195H140V196L138 195V198L139 199H141L142 197L145 198V200L143 198L141 199V200H143L142 202H140L141 200L139 201V204L140 203L141 204L144 203L143 204V207H146L145 205H148V204L151 203L150 204L151 206H147L148 207V211H147V208H146V211L143 210L146 213H141L142 210H140L139 207L137 206V205H139L138 202L136 203L135 202L136 200L134 201V198L135 197L134 196L132 197V195L130 194V191L128 190V187L131 189V191H133L132 190L133 187L132 188L130 187L131 184ZM152 182H153L154 185L152 184ZM219 182H220V184H219ZM19 183H21V184H19ZM32 183H33V185H32ZM65 183L66 184H69V186L66 185V187H64V184ZM257 183H259V184H257ZM71 184L76 185L77 188H78V185H79L80 188L79 189H77V188L75 189L73 187V185H71ZM13 185H14V187H13ZM247 185H248V188H246ZM261 185L262 184H260V186ZM3 186H5L4 189L6 188L5 190H3L4 192H2ZM49 186H50V188H49ZM249 186H251V188ZM19 187H20V189H19ZM261 188H262V186H261ZM13 189H14V191H13ZM29 189H31V191L33 189H35V190H33L31 192ZM172 189H173V191H172ZM177 189L179 191H177ZM60 191H62V192H60ZM127 191H129L128 196L129 195L130 196L128 197V196L125 195L126 196V198H125L124 197V194H125V192L127 194ZM140 192H138V193H140ZM156 192H158V193H156ZM4 193H6V194H4ZM57 193H59V195ZM61 194H63L62 196L65 197L67 204H64L63 203L65 200L62 201L64 197L63 198H62V196L61 197H58ZM66 195H68V196H66ZM112 195L115 196L116 201H115V198H113V200L111 199L112 198ZM156 196H158V197H156ZM36 197H38L37 200H36ZM105 197L108 198V199L110 198L109 199V202L107 201L108 199L106 200ZM128 198H130V199H128ZM202 198H204L206 201H204V199L202 200ZM159 199L161 200L162 203L161 204L159 203V205H157L156 203L159 202V201H156V200H159ZM30 200H31V202H30ZM60 200L63 203V206L60 205V203H61ZM131 200H133V201H131ZM151 200H152V202H151ZM171 200H174V201L171 202ZM34 201L35 202L37 201V203H35V205H36L35 208H34V206H35L34 205ZM91 201L92 202L94 201L93 204H97V205H94V207H93L92 204L89 203ZM114 201L119 206H117L116 203H114ZM147 201H150V202H147ZM164 201H166V202H164ZM38 202H41L42 204L41 203L39 204ZM43 202H44V204H43ZM123 202H125L124 205H123ZM213 202L216 204L215 207H214V203ZM119 203L123 207L122 206L120 207V204ZM211 203H213L212 206H211ZM87 204H91V206L93 207L94 210L92 209L91 206H90L91 208L89 207V209H88V206H86ZM114 204H115V206H114ZM152 204H154L155 206L157 205L156 206L157 208L156 209H153ZM58 205L60 207H62V208H59ZM64 205L66 207H64ZM160 205L161 206L163 205L162 206L163 209L162 208H159ZM55 206H58L59 211H58L57 207L55 209ZM149 207L152 208V209H150V211H149ZM33 208L35 209V213L33 211ZM43 208H44V210H42ZM140 208L142 209V205L140 206ZM158 208H159V210H158ZM8 209H9V211H8ZM61 209H62V211H61ZM87 209H88V211H87L88 214L85 211ZM49 210H52L53 211V212L51 211L52 213H50V215H52V216H50V217H49ZM81 210H83V212L85 214ZM99 210H100V213L98 212ZM95 211H97V212H95ZM174 211H175V213H173ZM207 211H209V213ZM210 211H212V212H210ZM25 212L26 213L30 212V213L26 214ZM181 213H183V214H181ZM206 213L208 214V216H207ZM29 214H34L35 216L34 215H29ZM172 214H174V216H171ZM184 214H185V216L187 215V218L188 219L183 217ZM212 214L214 215L213 217H212ZM22 215L23 216H26V218H29V219L28 220L27 219L26 220H23L24 218L23 219L20 218V217H22ZM56 215H58V216H56ZM28 216H31V217H28ZM59 216H60V220H59ZM170 216L173 217V222H171L172 218ZM253 216L254 217H257V218H254ZM43 217H45V216H43ZM83 217H87V218H83ZM179 217L181 219V223H180ZM182 217H183V220H182ZM81 219H83V220L81 221L80 224H78L76 220H81ZM164 219H165V221L167 220L166 222L170 221L169 222V225L167 226L168 228L165 227V225H167L168 223H165V225H162L164 223L160 222V221H163ZM169 219H171V220H169ZM185 219H187V220H185ZM35 220H33V222ZM212 220L216 224V228L215 229L212 227ZM253 220H255V221H253ZM40 221L42 223H44V224L46 222L45 218L43 220V218H41V217H40ZM206 221H207V224H210V225H207L206 224ZM27 223H25V224H27ZM38 223L37 224H33V225H35L34 226L35 229L38 226L41 225V224H38ZM74 223H75V225L78 226L76 230L71 225V224H73V226H74ZM158 223H160V225H161V226H159L160 229L163 230V228L165 227L166 228L165 229L166 231H168V229H169V231L171 230L170 231V236L173 235L175 238H173V236L171 237L172 239L171 238L169 239V237H166L165 238V236H164V234H166L165 233V230H163L164 231V233H163V232H161L162 230H159L158 228H157L158 230L157 229H154V228H156V226H155V227H153L152 230H155L156 233H157V231H159V235L155 233L156 234V237H153L152 238L153 240L152 239L149 240L150 238L148 240L149 241H154L153 242V246L155 244L157 245V247H158V248H156L157 251L154 248H153L154 249L153 251H150V248L152 247V245H151L152 243H150V245H151L150 247L148 246L149 243H148V245H145L144 246L145 248H146V246H148L147 249H149V251H147V250L140 251L139 249H141V248H138V247H143V245L141 244V242H142V240L145 239V235H147V237H148V234L151 231V230L149 231L148 229H146V227L150 229L151 226H153L155 224L157 225ZM170 223H171V225H172V223H174V225H175L174 228H171L170 227L171 226ZM4 224L3 225L2 224L0 225L1 232L3 230L2 229L3 226H5ZM86 224H87V221H86ZM143 224H145L146 226L143 225ZM10 225H11V230H14V231H12L14 233L11 232V234L17 235L16 237H18L20 239V236L22 234L24 235V233H22V234L19 235V233L21 232V231H19V230H21V228L19 229V225H17L18 227H16V226H13L12 227V224H10ZM10 225L5 226V227H8L9 228ZM90 225H88V226H90ZM23 226L26 227V225H22L21 227H23ZM70 226H71V228H70ZM85 226H84V228H85ZM107 226H105V227H107ZM111 226H112V228H110ZM141 226L144 227L146 230H144V228L142 230L141 229ZM40 227H42V226H40ZM139 227H140V229H138ZM58 228L60 229V232H59V229ZM7 229H4V231L6 230V233H8L7 232L8 231ZM130 229H131V232H130ZM134 229L136 231L135 233H134ZM15 230L17 231V233H16ZM4 231H3L2 234L3 235L4 234L6 235V233ZM101 231H103V230H100V232ZM139 231L140 232L141 231H143V232L145 231L146 234L145 233L143 234L142 232L140 234ZM86 232H87V230H86ZM132 232H133V234H131ZM153 232L154 231H151V233H153ZM94 233L96 235V232H94ZM97 233H98V230H97ZM138 233H139L138 236L141 239V241H140L139 238H137V234ZM86 234H84V235H86ZM167 234H168V232H167ZM28 235L29 236H32L33 238L31 239ZM115 235H117V236L119 235L117 237L118 239H116V240H119L120 244H119L118 241H117V243H114V241H113L114 245L115 244H118V246L115 245L118 249H119V247L124 246V247H122L123 249H120L121 251L119 250L120 251L121 258L123 257L122 254L124 253V250L129 248L123 254V255L126 256V257H123V259H119L120 256H119V254H117L119 252L114 253L111 250L112 248H115V250H116V247L113 246L112 245L113 243L110 242L112 236L115 239ZM140 235L142 236V238L140 237ZM152 235L153 234H151V236ZM103 236H105V237L102 239ZM151 236L149 234V237H151ZM4 237H7V236H4ZM8 237H9V235H8ZM8 237L6 239H8V241L10 240V244H11L13 242V240L12 239H9ZM10 237H12V236H10ZM16 237L14 236V239ZM108 237H110V238H108ZM134 237L137 238L138 240L136 241ZM0 238L2 239V242H4L3 241V236L1 234H0ZM18 238H16V240H15L16 244L21 242V241L20 242H17L18 241ZM41 238H43V237H41ZM35 239L37 240L38 238L36 237ZM114 239H112V240H114ZM174 239H176V242L177 243L175 242ZM148 240H146L144 242V244H147L146 242ZM0 242H1V240H0ZM2 242L0 244V254L2 253L5 256L6 255H9V256L12 257L14 255L13 252L15 250L14 251L12 250L13 251L11 253L12 255H10V253H8V252H10L11 247L16 246V245L11 244V247H10V246H8V245H10V244H8V242L7 243L4 242V243H6L7 248L9 247L8 248L9 251H7V250H5L6 249L4 247L5 245L4 244L2 245ZM22 242H24V241H22ZM26 243H28V242H26ZM41 243L43 244V241H41ZM109 243H111V245H109ZM67 244H68L69 247L67 246ZM17 245L20 247L19 244H17ZM22 245H24V244H22ZM26 245L28 246V244H26ZM48 245H47V247H46L45 250H47ZM135 245H136V248L138 249L137 252H136V250L134 248ZM137 245H139V246H137ZM217 246H218V248H216ZM53 247L51 246V249ZM154 247H156V246H154ZM163 247H165L168 251H164L165 249H163ZM219 247L222 248V249H219ZM212 248H213L214 252H216V254L214 252H212L213 254L210 255V252L213 251ZM215 248L218 249L219 251L216 250ZM17 249H19L18 251H20V248H17ZM22 249L23 248L21 247V251H22ZM130 249H132V250H130ZM203 249H206L205 251H207V253L205 255H203L204 254ZM225 249H226V252L228 251V253L225 252ZM35 250L33 252H35ZM192 250H194V252H192ZM133 251L138 256H134L133 255L134 254ZM174 251H176V252H174ZM196 251H199V252L196 253ZM50 252H52V254ZM132 252H133V254H132ZM177 252H178V254H177ZM17 253H19V252H17ZM17 253L14 256H17ZM24 253L22 254L20 252V256L21 255H24ZM49 253H50V255H49ZM43 254H44V256H43ZM127 254H129V255H127ZM209 255H210V257L211 256L214 257V255H216L215 256L216 258H212L211 257L212 259L211 258L209 259ZM217 255H221V256L223 255L224 257H220V256H217ZM1 256H0V258H3ZM41 256H43V257H41ZM132 256L133 257H137V259L136 258L133 259ZM195 256H196V258H195ZM17 257H19V255ZM52 257L53 258H56V259H53ZM4 259L5 260H3V259L2 260L6 262L5 264H13L12 262L14 260L11 261V258H9V259L8 258H4ZM7 259L10 260L9 261L10 263L7 262L8 261ZM174 260H176L175 262H178V263H174ZM194 260H196L195 263L193 262ZM33 261H35V262L32 263ZM124 261H126V260H124ZM1 263L4 264L3 262H1ZM125 263H127V262H125ZM186 263H189V262L186 260V262L184 261L183 264H186Z\"/></svg>",
    "mask_w": 264,
    "mask_h": 264
},
{
    "label": "bare ground",
    "instance_id": "obj_2",
    "mask_svg": "<svg viewBox=\"0 0 264 264\" xmlns=\"http://www.w3.org/2000/svg\"><path fill=\"white\" fill-rule=\"evenodd\" d=\"M6 1H7V0H6ZM8 1H9V0H8ZM8 1H7V2H8ZM15 1H16V0H10V2H11L12 5L9 6V5H10V4H9L8 6L14 9V6H13V5L15 4V3H14ZM20 1H22L23 4H26L29 0H20ZM20 1H19V2H20ZM30 1H31V0H30ZM30 1H29L27 4H29ZM40 1H42V2H38V0L36 1V2H38V3H36V6H37V4H39V5L41 4V6H43L42 9L44 8V12H41V11H40L41 9L39 10V8H38L39 11L37 10V7H39V6H37V7L35 6V7H36V10H35V9H32V8H35V7H33L34 4H35V2L32 0V2H33L34 4L31 6V9L34 10V12L31 10L30 13L32 14V12H33V14H34L36 11H38V12H41L42 15H43V14H46V15H47V14H48V13H47V12H48L47 10H49L50 8H53L52 10H54V9L57 10V12H53L54 15H53L52 17H55L56 15H58V18H59V19H62V20L59 21L58 18H57V25H60L59 27H61V28H59V27L57 26V28H59V31L57 30V31L59 32L58 34L60 35L59 38L62 37L60 33H61L63 30L68 29V25H69V24H66V25H67V26H66L65 23H64V25H63V22H64V21L66 22V21L71 20V21H73V23H74V22H75L74 20L78 19L77 17H79V18H81V19H79L80 21H78V20H76V21H78V22L80 23V26H81V24H82L81 22H84L85 19L88 18L87 16L90 14V13L88 14V12H90V10L88 11L87 8L91 9L90 7L92 6V9H91V10H94V11L96 10L97 12H98V11H102V10H97V9L99 8V6H100V2H101L100 0H97V3H96V1L91 0V4H92L91 6L88 5V3H87L86 0H83V1H86V4H87L88 6H90V7H87V5L84 4V2L81 4V5L83 6L82 9H86V11L84 10V12H86V14H88V15H86V18L83 17V18H84V19H83L82 17H80L81 14H82L83 12H82V13L80 12V9H79L78 6H77V8H78L77 10H79V16H78V13H76V12H78V11L75 12L77 17L73 14V12L75 11L74 8H73L74 11H72V12L69 11V9H68L69 6H68V8H67V5H70V7H71L72 4H73V7H74V3L77 2V0H40ZM98 1H99V4H98ZM105 1H106V0H105ZM114 1L117 2V0H114ZM127 1H128V0H119V1H118L119 4H118L116 7L126 6L127 11H124V13L127 12L126 14H129L128 17H127V19H125V21L129 22L128 26L126 25V27H128L129 29H128V28H127V29L130 30V29H131V26L129 27L130 23H131L132 27H134L135 25H137V26H138L137 31H138L139 33H138V32H137V33H134V32H135L134 30H132V33H134V34H138V37H140V36L142 37L143 35H144V36L146 35L147 37H150L149 34L151 33V30L148 29L149 31H147V29L145 28V29H144V32L142 31V33H144V34L142 35L141 30H140V28H139V27L141 26L140 23H141V24L143 23V26H144V24L147 25L146 22H148L149 24H150V23L153 24V23H155L154 21H156V22L158 23V20H159V19H161V20H165V19L168 20V17H169V18L171 17V19H173V17H174L173 22L171 21V19L168 20V21H170L171 24H172V23L174 24L175 21H176L177 19H179L181 16H182L183 19H185L184 17H186V16H187L186 19L189 18V17H188V14H189V16H190V13H189L190 11H189V9L191 8V6H193V4H195V2H194V3H191V2H190V1H192V0H187V2H185V0H182V1H183V4H182L181 0H179V1L177 0L176 5L174 6L173 3L170 2V0H167L169 3L166 2V0H161V2L159 3L158 1H160V0H158V1L156 2V4L154 3V4H155L154 7H153V4H150L153 8H152L151 6H150V8H147L149 5H148L147 7H145L144 5H145L146 3H145V4L142 3L143 5L141 4V2H143V1H140V2H139V1H136L135 3H137V6H134V5H133V6L136 7V8L132 9V6H130V4L128 3V2H130V1H128V2H127ZM132 1H133V2H132ZM132 1H131V3L134 4V1H135V0H132ZM149 1H150V0H149ZM164 1H165V3H163ZM188 1H189L190 3H189ZM197 1L199 2V0H197ZM197 1H196V2H197ZM206 1H207V0H206ZM229 1H231V0H219V2H217V4H216V3H211V2H210V3H211V4H210V7H211V8L207 7V11H208V8H209V9L212 11V13H213V12H217V11H218L217 13H220V12H222V10L225 9V7L223 6V4H224V3H227V2H229ZM258 1H259V0H257L256 2H258ZM263 1H264V0L260 1V4L263 3ZM4 2H5V0H4ZM7 2H5V4H6ZM88 2H89V1H88ZM92 2H95V3H94V6H96L95 4H98L99 6L94 7ZM103 2H104V1H103ZM110 2H111V1H110ZM115 2H113V3H114V4H117V3H115ZM138 2H139V3H138ZM146 2H147V1H146ZM180 2H181V3H180ZM184 2L186 3L185 5H184ZM192 2H193V1H192ZM249 2H250V3H249ZM256 2L253 1V0L248 1V4L250 5L249 7H250L251 9L253 8V6L256 7V5H255ZM16 3H17V1H16ZM22 3L20 2V3H18V4L21 5ZM107 3H108V2H107ZM107 3H106V5H107ZM113 3H108V4H112L111 6H114ZM149 3H150V2H148L147 4H149ZM151 3H152V1H151ZM166 3H167V4H166ZM187 3L189 4V7H187V5H188ZM203 3H205V2H203ZM27 4L24 5V6H28ZM89 4H90V2H89ZM102 4H103V3H102ZM171 4H172V5H171ZM174 4H175V3H174ZM177 4H179V5H177ZM181 4H182V6H183V5H184V6L182 7ZM199 4H200V3H196L195 6H196V5L199 6ZM208 4H209V3H207V5H208ZM245 4L247 5V3H245ZM6 5H7V4H6ZM6 5L4 6V8L7 7ZM15 5H16V4H15ZM20 5H19V6H20ZM30 5H31V4H30ZM131 5H132V4H131ZM135 5H136V4H135ZM246 5L243 6V8H245L244 10H246ZM263 5H264V3L262 4V6H263ZM24 6L22 5L23 8H24ZM41 6H40V7H41ZM101 6H102V5H101ZM111 6L109 5V7H111ZM198 6H196V9H197ZM208 6H209V5H208ZM262 6L260 5V7H262ZM9 7H8V8H9ZM15 7H16V6H15ZM17 7H18V6H17ZM93 7H94L95 9H93ZM107 7H108V6H107ZM114 7H115V6H114ZM200 7H201V6H199V8H200ZM202 7H203V6H202ZM247 7H248V6H247ZM257 7H258V5H257ZM29 8H30V7L28 6L27 9H29ZM101 8H102V7H101ZM184 8H185L186 10H185ZM187 8H188V10H187ZM223 8H224V9H223ZM263 8H264V7H263ZM6 9H7V8H6ZM13 9H12L11 11H10V9H9V10L7 9V10H6V14H4L5 12H4L3 14H1L2 11L0 10V14H1V15H7V14H8V15L6 16V17H8V18L4 17L5 19H2V21L4 20L3 22H4L6 25H8L9 27H10V26H11V27L14 26L13 24H14L15 19H16V18L11 19L12 17L10 18L9 15L12 14V13H15V11L20 10L21 8H19V9L17 8V10L14 9L15 11H14ZM99 9H100V8H99ZM103 9H104V8H103ZM124 9H125V8H124ZM182 9H183L184 11H183ZM194 9H195V8H192L193 11H192L191 9H190V10H191L192 12H195L196 9H195V11H194ZM204 9H205V10H204L203 12L206 11V7H204ZM2 10H3V7H2ZM4 10H5V9H4ZM50 10H51V9H50ZM52 10H51V11H52ZM70 10H71V9H70ZM106 10H107V9H106ZM112 10H113V8H112ZM114 10H115V9H114ZM216 10H217V11H216ZM226 10H227V9H226ZM232 10H233V9H232ZM22 11H25V8H24V10H22ZM42 11H43V10H42ZM46 11H47V12H46ZM82 11H83V10H82ZM87 11H88V12H87ZM96 11H95V12H96ZM110 11H111V10H110ZM117 11H118V10H117V8H116V12H117ZM119 11L122 12V9L120 8ZM198 11H199V10H198ZM224 11H225V10H224ZM233 11L236 12V14H238V16L242 15V14H239L240 11H239L238 9H234ZM7 12H8V13H7ZM9 12H12V13H9ZM105 12H106V11H105ZM208 12H209V11H208ZM208 12H205V15H207V14L209 15L210 12H209V13H208ZM225 12H226V11H225ZM227 12H228V11H227ZM227 12H226V13H227ZM20 13H21V11H20ZM30 13L28 14V12H27L26 15H27V14H28V15H31ZM41 13H40V14H41ZM80 13H81V14H80ZM206 13H207V14H206ZM217 13H215V14H217ZM17 14H19V13L17 12ZM17 14H16V15H17ZM21 14H22V13H21ZM33 14H32V17H34V15L37 14V13H35L34 15H33ZM55 14H56V15H55ZM94 14H96V13H92V15H94ZM104 14H105V13H104ZM107 14H108V13H107ZM107 14H106V15H107ZM119 14H120V13H119ZM220 14H222V13H220ZM228 14H229V13H228ZM236 14H235V15H236ZM12 15H13V14H12ZM14 15H15V14H14ZM19 15H20V14H19ZM24 15H25V14H24ZM24 15H21V16H24ZM28 15H27V16H28ZM114 15H116V14H114ZM213 15H214V13H213ZM225 15H226V14H224L223 17H222V16H221V17H222V18H225V17H224ZM27 16H26V17H27ZM59 16H60L61 18H60ZM82 16H84V14H82ZM96 16H97V15H95V16H93V17H96ZM112 16H113V15H112ZM112 16H111V17H112ZM119 16H120V15H119ZM121 16H123L122 13H121ZM121 16H120V17H121ZM126 16H127V15H124V17H122V19H123V18H126ZM228 16H229V17H230V16L233 17V15H230V14H229ZM13 17H15V16H13ZM28 17H29V16H28ZM28 17H27V19H28ZM37 17H39L38 14H37ZM41 17H42V16H41ZM41 17H39V18H41ZM45 17H46V16H45ZM45 17H44V18H45ZM47 17H48V16H47ZM47 17H46V18H47ZM89 17H90V15H89ZM109 17H110V16H109ZM120 17H119V18H120ZM150 17H151V19L148 20ZM163 17H166V18L163 19ZM218 17H219V16H218ZM221 17H220V18H221ZM226 17H227V15H226ZM229 17H228V19H229ZM231 17H230V19H231ZM235 17H236V16H235ZM235 17H233V18H235ZM1 18H2V17H0V20H1ZM20 18H21V17H20ZM20 18H19V19H20ZM24 18H25V16H24ZM30 18H31V17H30ZM30 18H29V19H30ZM35 18H36V17H35ZM35 18H32V23H33L34 20H37V19H35ZM44 18L42 17L43 21H44ZM49 18L51 19L50 15H49L48 19H49ZM55 18H56V17H55ZM91 18H92V17H91ZM91 18H90L89 20H93V19H91ZM116 18H117V17H116ZM175 18H176V19H175ZM214 18H215V17H214ZM242 18H243V17H242ZM25 19H26V18H25ZM82 19H83L84 21H83ZM96 19H99V18H96ZM101 19H102V18H101ZM109 19H110V18H109ZM113 19H114V17H113ZM152 19H153V21H152ZM237 19L240 20V19H241V16H240V19H239L238 17H237L236 19H233V20L231 19V22H232V21L234 22V20H237ZM11 20H13V22H11ZM30 20H31V19H30ZM52 20H53V19H51L49 22H52ZM110 20H111V19H110ZM116 20H117V19H116ZM116 20H114V21L116 22ZM120 20H121V19H119V21H120ZM123 20H124V19H123ZM145 20H146V21H145ZM161 20H160L159 22H161ZM166 20H165V21H166ZM180 20H181V19H180ZM220 20H221V19L216 20V21H218V24H219V25H220V23L222 24V22H223V19H222V22H221ZM224 20H225V19H224ZM247 20H248V19H247ZM22 21H24V20H22ZM37 21H40V20H37ZM43 21H42V22H43ZM54 21L56 22L55 19H54ZM61 21H63V22H61ZM93 21H94V20H93ZM93 21H92V22H93ZM108 21H109V20H107V22H108ZM142 21H143V22H142ZM144 21H145V23H144ZM150 21H152V22H150ZM168 21H167V22H168ZM185 21H186V20H185ZM227 21H228V20H227ZM248 21H249V20H248ZM16 22L18 23V21H16ZM19 22H21V21L19 20ZM28 22H29V21H28ZM49 22H47V21L45 20V23H48V24H49ZM55 22H53V23L56 24ZM86 22L88 23V19H87ZM86 22H84V23H86ZM92 22H90V24H91ZM95 22H96V21H95ZM95 22H94V23H95ZM97 22H98V23H101L100 20H98ZM97 22H96V23H97ZM109 22H110V21H109ZM120 22H121V21H120ZM122 22H123L122 25H124V23H126V22H124V21H122ZM132 22H133L135 25L132 24ZM176 22H178V21H176ZM186 22L188 23V20H187ZM225 22H226V21H225ZM225 22H223V23H225ZM243 22H244V20H243ZM0 23H1V21H0ZM11 23H12V24H11ZM29 23H31V22H29ZM35 23H36V22L34 21V24H35ZM39 23H40V22H39ZM53 23H52V24H53ZM67 23H68V22H67ZM70 23L73 24L72 22H70ZM79 23H78V26H79ZM87 23H86V24H87ZM98 23H97V25H98ZM102 23H103V22H102ZM102 23H101V24H102ZM180 23H181V22H180ZM182 23H183V22H182ZM216 23H217V22H216ZM246 23H247V22H244V23H243L244 26H247V25H245ZM2 24H3V23H1V25H2ZM41 24H43V23H41ZM50 24H51V23H50ZM76 24H77V22H76L75 24H73V27H72V28H74V27H75L74 25H76ZM86 24H85V25H86ZM92 24H93V23H92ZM110 24H111V23H110ZM120 24H121V23H120ZM160 24H163V23H162V22H161V23H158V25H160ZM167 24H168V23H167ZM225 24L229 25V27L226 25V26L229 28V30H228L229 33H227V36H226V37L228 38V36H229V37H231V38L233 39L235 35H234V36H233V34L230 35V32H231V30H232V28H230L231 25H232V24L230 25V20L228 21V23H225ZM225 24H222V27H224ZM243 24L241 23V26H242ZM248 24H249V22H248ZM6 25L3 24L2 27H4V26L6 27ZM62 25H63V26H62ZM112 25H113V24H112ZM114 25H115V23H114ZM116 25H117V24H116ZM118 25H119V24H118ZM155 25H156V24H154L153 26H155ZM174 25H175V24H174ZM177 25H178V24H177ZM233 25L235 26V24H233ZM238 25H239V24H237L236 26H237L238 28H240V31L245 30L244 28L242 29V27H240V25H239V26H238ZM249 25H250V24H249ZM263 25H264V23H263ZM71 26H72V25H71ZM71 26L69 25V28H70ZM82 26H83V27H86V26H84V25H82ZM88 26H89V24H88ZM88 26H87V27H88ZM99 26H100V25H99ZM137 26H135V28H137ZM179 26H180V25H179ZM179 26H174V27H179ZM220 26H221V25H220ZM226 26H225V27H226ZM255 26H256V23H255ZM0 27H1V26H0ZM54 27L56 28V25H55ZM62 27H63L64 29H63ZM90 27H91V26H90ZM96 27H97V26H96ZM101 27H102V26H101ZM109 27H110V26H109ZM126 27H124V29H126ZM141 27H142V26H141ZM174 27H173V28H174ZM7 28H8V27H7ZM57 28H56V29H57ZM75 28H76V27H75ZM79 28H81V27H79ZM91 28H92V27H91ZM112 28H113V27H112ZM122 28H123V26H122ZM171 28H172V27H171ZM218 28H219V27H218ZM250 28H251V27H250ZM61 29H62V31H61ZM81 29H82V28H81ZM89 29H90V28H89ZM107 29H108V28H107ZM114 29H115V27H114ZM118 29H119V28H118ZM133 29H134V28H133ZM141 29H143V27H142ZM223 29H224V28H223ZM223 29H218V30H222V32H223ZM70 30H71V29H69L68 31H70ZM74 30H75V29H74ZM74 30H72V33H71V31L68 33L67 30H66V32H67V34H69V36H70V35L72 36L73 34H74V35H77V33H79V32H77V30H75V32H73ZM83 30H84V29H83ZM86 30H87V29H86ZM105 30H106V29H105ZM145 30H146L147 32H146ZM183 30H184V29H183ZM78 31H81V30H78ZM87 31H88V30H87ZM91 31H92V30H91ZM118 31H120V30H118ZM122 31H123V30H122ZM122 31H121V32H122ZM133 31H134V32H133ZM216 31H217V30H216ZM216 31H215V32H216ZM240 31H239V35H240L241 33H242L243 35H245V33H247V30H246V31H242L241 33H240ZM63 32H65V31H63ZM76 32H77V33H76ZM103 32H104V31H103ZM106 32H107V31H106ZM106 32H104V33H106ZM109 32H110V31H109ZM109 32H107V34H108ZM145 32H146V33H145ZM203 32H204V31H203ZM226 32H227V31H226ZM93 33H94V32H93ZM110 33H111V32H110ZM113 33H115V31H113ZM126 33H127V32H125V34H126ZM212 33H213V32H212ZM212 33H209V34L211 35ZM67 34H66L65 36H66V37H69ZM90 34H91V33H90ZM99 34H100V33H99ZM115 34H116V33H115ZM115 34H114V35H115ZM120 34H121V33H120ZM125 34H124V35H125ZM139 34H140V36H139ZM151 34H152V33H151ZM151 34H150V35H151ZM209 34L207 33V34H204L203 36L206 35L205 38L208 39L209 37H207V36H208ZM250 34H251V35L254 34V36H255V33H253V32L248 33V35H250ZM55 35H56V34H55ZM62 35L64 36V33H63ZM105 35H106V34H105ZM108 35H109V34H108ZM124 35H123V36H124ZM132 35H133V34H132ZM197 35H199V34L197 33ZM210 35H209V36H210ZM213 35L215 36V33H214ZM216 35H218L217 38L220 36V37L218 38V39H220V38L222 37L223 34H222V35H219V34L216 33ZM225 35H226V34H225ZM71 36H70V37H71ZM78 36H79V35H78ZM88 36H89V34H88ZM100 36H101V35H100ZM106 36H107V35H106ZM119 36H120V35H119ZM128 36H130V35H128ZM133 36H135V35H133ZM136 36H137V35H136ZM144 36H143V37H144ZM146 36H145V37H146ZM152 36H153V35H152ZM200 36H201V35H200ZM232 36H233V37H232ZM254 36H251L252 38H251V39H248V40H246V38L243 39V38L240 36V37H241V38H240V41H241L242 39H243V40L241 41L242 43H241V42L239 43V45L236 43V44H237L236 48H238V49H233V47H231V49H233L234 51L236 50V53H238V52L241 50V52H239V54L237 55L238 57H239V55H240L243 51L246 52V53H244L245 55H243V57H245L246 54H247V52H248V50H247L248 45L250 44L249 47L252 45V48H250V49H252V50L250 51L251 53L249 52L250 57H249V55H248V57H249L250 60H249V62H247L246 64L249 63L250 65H252V68H253V69H252L251 67H250V69H248V67H245V69L247 68V70L250 71V72L248 71L249 73L253 72L252 70H254L255 73H256L255 75L260 76V74H261V68L259 67L260 64L258 65V63H257V61L259 60V59L257 60V57H259V56H258V55H259L258 52H260V54H263V53H261V50L258 51V49H261V48H259V47H260V43H259V41L256 40V36H255V37H254ZM73 37H74V36H73ZM85 37H86V36H85ZM104 37H105V36H104V34H103L102 39H105V38H106V39H109V41L112 40V39H111L112 36L110 37V35H109V37H108V36L105 37V38H104ZM117 37H118V34H117ZM117 37H116V40H117ZM130 37H132V36H130ZM185 37H186V36H185ZM198 37H199V36H198ZM212 37H213V36H210L209 39H211ZM64 38H65V37H64ZM64 38H63V43L61 42L62 39L60 40V42H61L62 44H64V42H66V40H67V41L69 40V42H67V44H68V43L70 44V41L72 42V40H74V41H73V44H74L75 40H77V39L79 40L80 36H79V38L76 36V37H74V39L71 37V38H72L71 40H70V38H66V39H64ZM75 38H76V39H75ZM86 38H87L88 40L92 39L91 37H90V39H89L88 37H86ZM98 38H99V37H98ZM100 38H101V37H100ZM112 38H114V37H112ZM118 38H119V37H118ZM121 38H122V37H121ZM127 38H128V37H126V39H127ZM151 38H153V37H151ZM154 38H155V37H154ZM171 38H172V37H171ZM178 38H179V37H178ZM186 38H187V37H186ZM217 38L214 37L215 40H216ZM248 38H249V37H248ZM84 39H85V38H84ZM87 39H86V42H87ZM129 39H130V38H129ZM129 39H128V40H129ZM132 39H135V37H134V38L132 37ZM139 39H140V38H139ZM139 39H138V40H139ZM142 39H143V38H141V40H142ZM195 39H196V38H195ZM207 39H206V40H207ZM214 39H213V40H214ZM218 39H217V40H218ZM224 39H225V38H224ZM229 39H230V38H229ZM229 39H228L227 41H229ZM64 40H65V41H64ZM78 40H77V41H78ZM81 40H82V39H81ZM116 40H115L114 42H119V41H116ZM138 40H137V42H138ZM149 40H150V39H148V40L146 39V42H145V43H147ZM152 40L155 41L154 39H152ZM170 40H171V39H170ZM175 40H176V38H175ZM179 40H180V38H179ZM179 40H178V41H179ZM197 40H198V39H197ZM204 40H205V39H204ZM204 40H203V41H204ZM206 40H205V41H206ZM213 40H211V42H212L213 44H214V42H217V41H213ZM225 40H226V39H225ZM225 40H224V41H225ZM234 40H235V39H234ZM263 40H264V39H263ZM91 41H92V40H91ZM101 41H102V40H101ZM106 41H107V40H106ZM106 41H104V43H106ZM121 41H122V39H121ZM121 41H120V42H121ZM130 41H131V40H130ZM143 41H144V40H143ZM150 41H151V40H150ZM150 41H149V42H150ZM153 41H151V42H153ZM203 41L200 42V43H203ZM222 41H223V40H222ZM78 42H79V41H78ZM83 42H84V44H85V41H84V40H83ZM89 42H90V41H89ZM92 42H93V41H92ZM97 42H99V44L101 43L100 41H97ZM124 42H125V41H124ZM133 42H134V41H131V42H130V44H131L130 47L133 48L134 44L138 46V44L133 43ZM135 42H136V41H135ZM151 42H150V43H151ZM155 42H156V41H155ZM155 42H153V43H155ZM170 42H171V41H170ZM209 42H210V41H209ZM209 42H208V43H209ZM211 42H210V43H211ZM230 42L232 43L233 41L231 40ZM230 42H227V44L230 43ZM104 43H101V46H104V45H105ZM108 43H109V42H108ZM110 43L112 44V42H110ZM126 43H127V42H126ZM140 43L142 44L143 42L141 41ZM172 43H173V42H172ZM174 43H175V42H174ZM189 43H190V41H189ZM208 43H207V45H208ZM212 43L210 44V46H211L212 49H213L214 45H216V44L213 45ZM217 43H219V42H217ZM263 43H264V41H263ZM263 43H262V44H263ZM0 44H3V43H0ZM69 44H68V45H69ZM79 44H82V41L79 42ZM84 44H83V45H84ZM86 44H88V42H87ZM92 44H93V43H92ZM102 44H104V45H102ZM111 44H108V45H111ZM116 44H117V43H116ZM118 44H120V43H118ZM128 44H129V43H128ZM128 44H127V45H128ZM130 44H129V45H130ZM155 44L157 45V43H155ZM183 44H184V42L181 43V45H180L181 47H179L180 49H181V48L183 49V47L185 46V44H184V45H183ZM192 44H193V45H192ZM203 44H204V45H203L202 47H205L206 42L203 43ZM70 45H71V44H70ZM77 45H78V43L76 44V46H77ZM90 45H91V44H90ZM90 45H89V48H90ZM94 45H96V43H95ZM97 45H98V44H97ZM97 45H96V46H97ZM108 45H107V46H108ZM124 45H126V44H123V47H124ZM127 45H126V46H127ZM129 45H128V48H127V47L122 48V47H120V45H119V46L117 45L118 47L122 48V50L125 49L123 52H122V50H120L121 53H120V52H117V53H120V55H121V57H122L123 59H124L125 57H129V59H134V54H135L136 56H138V54H139V53L136 52V51H135V53H132V52L130 51L131 48L129 49ZM147 45H148V44H147ZM174 45H175V44H174ZM182 45H183V46H182ZM191 45H192V46H191ZM191 45H189V46H190V49H191L192 47L194 48V49H191V50H196V53H197V51L199 52V48L201 47V46H199L200 44L198 45V44H195V43H191ZM194 45H195V46H199V47H197L198 49H196V48L194 47ZM212 45H213V46H212ZM223 45H224V44H223ZM66 46H67V45H66ZM73 46H74V45H73ZM85 46H86V45H85ZM87 46H88V45H87ZM107 46H106V48H109V47H110V46H108V47H107ZM111 46H112V45H111ZM113 46H114V45H113ZM115 46H116V45H115ZM115 46H114V47H115ZM145 46H146V45H145ZM152 46H153V44H152ZM165 46H166V45H165ZM186 46H187V44H186ZM186 46H185V47H186ZM189 46H187V47H189ZM208 46H209V45H208ZM227 46H228V45H227ZM11 47H12V46H11ZM11 47H10V48H11ZM13 47H15V46H13ZM13 47L9 50L8 53H6V52H7L6 50H8V49H6V48H9V46L7 47V45H6V47H2V48H0V49H1V51H0V52H1V55L3 54L2 56H0V59H3V58H4V55H5L6 58H7V56L9 57V60H10V58L12 59V61L10 60V62H13V64H9V63L7 62V61H9V60H8V58H7V61H6V62H7V65H8V67L6 68L7 71H6V69L4 70L6 73L3 72V71L1 70V71L4 73V76L2 75V74H3L2 72H1L2 74H1V73H0V74L3 76V78L6 77V79L4 78V81L7 80V77H9V76H7L9 70H10L9 73L11 74V75L9 74L10 77H11V76L14 77V75H13L14 72H13V69H12L13 67L10 69V68H9V65H13V66H14V65H19V64H20L19 66H22V65H23V67L26 66V67H24L25 69H24L23 67H21V69L23 68L22 70H25V71H21V69H20L21 74L26 75V74H28L29 72H31V74H32V73H34V72L36 71V75H37V73H38V75H40V77L37 76L35 79L38 78L37 80L40 81V78H41V77L44 78V79L41 78V82H40V84H41V87H40V88H42L43 91H45V89H48V85L50 86L49 89H50V88H53V86H51V85H52V82H51V81H54L53 83L56 82L54 85L57 84L58 86H61V83H64V88H66V91H67V92H70V90H71V92H72V89H74L73 92H76V91L78 90L77 88H83V86H84V87L86 86V87H87V90H90V91L92 92V91L95 90L94 88L96 87V85H99V87H101V85H102V86L104 85L103 82H102L101 79H100V78H101V75H102L103 72L105 71L103 68H101V69L98 68L100 71L97 72L98 74H97V73H94L95 75H94V74L91 75V71H90V72L83 71V72L88 73V74L83 75V76H85V79H84L83 76H82L83 78L81 79L80 76L83 74V72H82V74H81L80 76H77V77H79V78H77L78 81H76L77 79L74 80V79H73L74 77L72 78V79H73L72 81H71L70 79H66V73H65V75H64L63 77H60V76H62V74H63L62 69H64V67H67V66H70V65L73 67V64H74V63H71V62H73V61L75 62V64H74V65H75V66H74L75 68H74V67L72 68V67L70 66V67H68V68H65V70H66V69H67V70H70L69 68H71V70L73 69V70L76 71L77 68L81 69L80 67H76V66H78L79 64H80L79 66H81L82 64H85V65H83V67H84V66H86V65H89V64H90V63H89L90 61H91V66H92V63H95L96 66H95L94 64H93V65H94L95 68L97 69V65H99V64H97V63H99L100 60H101V62H102V59L99 60V57H100V56L98 57V55H96V57H98V59H96V58L94 57V55H95L96 53L94 54V53H92V51H91V52H90V51L87 52L88 54L92 53V55H90V57H89V58L91 59L90 61H86V60H85L86 56L88 55V54H87L86 56H84L85 54H84L83 52H85V51H83L82 53H81V51H78V53H76V54H77V59H80V56H79L80 53L83 54V57H81V59L83 58V59L85 60V62H83L84 60H80V61H79V60L74 59V58L70 59V54H72V51H71L69 48H67V49H66V53H69V54H68L69 56H68V58H67V57L64 58V60H66L67 62L64 61V60H61V59H62V58H61L60 60L63 61V62H61V61L59 60L58 62H56V63H57V65H56V64H54V63H52V62L44 61V60H42V59H40V60H36V59L33 57L32 54L27 53V52L24 51L23 49H22V51H21V50H20L21 48L19 49L18 46H16L17 50H16V48L13 49ZM69 47H70V46H69ZM77 47H78V46H77ZM99 47H100V46H98V49H99ZM114 47H113V49H114ZM118 47H117V48H118ZM154 47H155V46H154ZM161 47H162V46H161ZM177 47H178V45H177ZM177 47H173V48H177ZM187 47H186V48H187ZM217 47H218V44H217ZM217 47H216L215 49H218V50H216V51H219V48H217ZM261 47H264V46L261 45ZM79 48H80V47H79ZM79 48H77V49H79ZM101 48H102V47H101ZM106 48H105V50H106ZM117 48H116V49H117ZM140 48L142 49L143 47H140ZM146 48H148V47L146 46L145 49H146ZM156 48H157V46H156ZM158 48H159V47H158ZM173 48H171V49H173ZM179 48H178V49H179ZM208 48H209V47H207V49H208ZM234 48H235V47H234ZM5 49H6V50H5ZM18 49H19V50H18ZM96 49H97V48H96ZM111 49H112V48H111ZM116 49H114V50H116ZM133 49H135V47H134ZM136 49H137V48H136ZM136 49H135V50H136ZM141 49H140V50H141ZM152 49H153V48H152ZM154 49H155V48H154ZM163 49H164V46H163ZM163 49H162V50L159 49V54L161 53V55H159V54H158V55H159L160 57L162 56V54L165 55L164 53H167V57H168V59H171V60L175 59V60H177V61L179 60L177 57L175 58V55L172 54L171 51H170L169 53H170V55L172 54L171 56H174V57H173V59H172L171 56H170V58H169V56H168V52H167V51H169V50H168L169 48L166 47L164 50H163ZM171 49H170V50H171ZM180 49H179V51H176L177 54H178V53L180 54V52L182 53V51L185 50V49H183V50L181 49L182 51H180ZM190 49H188V51H187V49H186L185 51L188 53L189 51H191ZM200 49H201V48H200ZM203 49H204V48H203ZM203 49H202V50H203ZM228 49H230V47H229ZM67 50H68V51H67ZM69 50H70V51H69ZM72 50H73V48H72ZM86 50H87V49H86ZM88 50H89V49H88ZM88 50H87V51H88ZM118 50H119V49H118ZM146 50H147V49H146ZM166 50H167V51H166ZM175 50H176V49H175ZM202 50H201V51H202ZM210 50H211V48H210ZM238 50H239V51H238ZM242 50H243V51H242ZM262 50H264V48H263ZM116 51H117V50H116ZM132 51H133V50H132ZM141 51H142V50H141ZM157 51H158V49H157ZM157 51H156V53L153 51V52L155 53L156 56H157V53H158ZM201 51L199 52L200 54H201V53H204V52H206V51H207L206 53H208V50L203 51V52H201ZM220 51H221V50H220ZM70 52H71V53H70ZM73 52H74V51H73ZM75 52H76V48H75ZM97 52H98V50H97ZM148 52H150V51H148ZM151 52H152V51H151ZM151 52H150V53H151ZM153 52H152V55H154ZM172 52H173V51H172ZM186 52H185V53H186ZM191 52H192V51H191ZM209 52H210V51H209ZM263 52H264V51H263ZM66 53H65V56H67ZM108 53H110V52H108ZM117 53H116V54H117ZM137 53H138V54H137ZM183 53H184V51H183ZM185 53H184V54H185ZM196 53H193V52H192V56H193V54H196ZM206 53H205V54H206ZM223 53H224V52H223ZM226 53H227V52H226ZM9 54H10V56H9ZM110 54H111V53H110ZM140 54H141V53H140ZM177 54H176V56H177ZM189 54H191V53H189ZM205 54H204V55H205ZM209 54H210V53H209ZM257 54H258V55H257ZM6 55H7V56H6ZM155 55H154V56H155ZM181 55H182V54H181ZM210 55H211V54H210ZM232 55H235V54H233V52H232ZM159 56H158V57H159ZM165 56H166V55H165ZM165 56H164V57H165ZM194 56H197V55H194ZM227 56H228V55H227ZM1 57H3V58H1ZM93 57L95 58L94 60H99V61H98V62H96V61L94 62ZM114 57H115V56H114ZM117 57H118V55L116 56V58H117ZM121 57H120V58H121ZM131 57H132V58H131ZM139 57H140V56H139ZM150 57H151V54H150ZM164 57L162 56V58H164ZM167 57H165L166 60H168ZM190 57H191V56H190ZM207 57H208V56H207ZM230 57H232L231 54H230V56H229L228 58H230ZM233 57H234V56H233ZM240 57H241V56H240ZM248 57L246 56L245 58H248ZM263 57H264V56H263ZM89 58H88V59L86 58V59L89 60ZM136 58H137V57H136ZM140 58H141V57H140ZM140 58H139V59H140ZM162 58H159V59L162 60ZM165 58H164V59H165ZM192 58H193V57H192ZM226 58H227V57H226ZM235 58H236V57H235ZM235 58H233L234 61L236 60ZM4 59H5V58H4ZM73 59H74V60H73ZM109 59H110V57H109ZM117 59H119V58H117ZM123 59H122V60H123ZM127 59H128V58H127ZM129 59H128V60H129ZM151 59H152V58H151ZM231 59H232V58H231ZM239 59H240V58H239ZM243 59H244V58H243ZM5 60H6V59H5ZM69 60H71V61L68 62ZM72 60H73V61H72ZM75 60H77V61H75ZM106 60H108V59L106 58ZM110 60H111V59H110ZM114 60H115V59H114ZM114 60H113V61H114ZM134 60H135V59H134ZM134 60H132V61H133V65H131L132 63L129 62V63H130V66H134V64H135V67H136L137 64H138V67L141 68V69H140L141 71H139V69H138L139 74L137 73V71L134 70V71H135L134 73H136L135 75H137V74L140 75L139 78H138V81L141 80L140 83L137 82V81H135V82L137 83L135 86L138 85L139 87L137 86V88L139 89V88H140V85L142 84L141 82H143L144 77L146 76V75L144 76V72H145L146 70H147V71H152V72H154V70H155L156 67H155V66H152V64L154 63V62H152V61H153L154 59L150 60L151 62L149 61L150 64L147 62V63H148L147 65H151V67L145 65V67H146V66H147V68L149 67V69H146V70L144 69L143 64H141L143 61L145 62L146 59L143 60V61H141L140 64H139L138 62H136L138 59L135 60V63H134ZM140 60H141V59H140ZM147 60H148V59H147ZM155 60H156V58H155ZM166 60H165V61H166ZM175 60H174L173 63L168 62L169 64H171V65H169V64H168V65L171 66V67H173V65H174L175 63L178 64L177 62H175ZM180 60H181V58H180ZM256 60H257V61H256ZM260 60L263 61V59H261V58H260ZM113 61H111V62H113ZM116 61H117V60H116ZM118 61H119V63L122 62V61H120V60H118ZM130 61H131V60H130ZM156 61H158V60H156ZM168 61H169V60H168ZM79 62H80V63H79ZM86 62H87V64H86ZM126 62H127V60H126ZM144 62H143V63H144ZM162 62H163V63H162ZM236 62H237V61H236ZM263 62H264V61H263ZM58 63H61V64H62V63H65V64H63V65L61 66V70H59V68H57V67H60V65H61V64L58 65ZM68 63H70V64L68 65ZM88 63H89V64H88ZM113 63H114V62H113ZM129 63L127 62V64H129ZM145 63H146V62H145ZM151 63H152V64H151ZM155 63H156V62H155ZM155 63H154V64H155ZM159 63H160V62H159ZM159 63H156L155 65H157V64L159 65ZM166 63H167V61H166V62L161 61V67H162V65H163V66L165 65L163 69H166V66H167L168 68H170L168 65H166ZM259 63H260V62H259ZM121 64H122V63H121ZM172 64H173V65H172ZM176 64H175V65H176ZM2 65H3V64H2ZM7 65H5V66H7ZM55 65H56L57 67H56ZM105 65H106V62H105ZM110 65H111V63L109 64V66H110ZM114 65H115V64H114ZM118 65H119V64H118ZM122 65L124 66L125 63L122 64ZM178 65H179V64H178ZM63 66H64V67H63ZM106 66H107V69H108V71H109L110 73H112L113 71H115V70L112 69L111 66H110L111 68L108 67V65H106ZM120 66H121V65H120ZM120 66H119V67H120ZM125 66H126V65H125ZM125 66H124V69L129 70L128 72H126V74H127V73H130V72L133 73V69L130 70L132 67L129 66V68H128V67L125 68ZM200 66H201V65H199V67H200ZM247 66H248V65H247ZM260 66H261V65H260ZM3 67H4V66H3ZM10 67H11V66H10ZM62 67H63V68H62ZM83 67H82V68H83ZM138 67H137V68H138ZM152 67H153V68H152ZM157 67H158V66H157ZM19 68H20V67H19ZM55 68H57V69L59 70V71L57 70V73L60 75V76L58 75L59 77L56 76V75H57L56 71H54L53 73H52V71H51V70H54ZM87 68H88V67H87ZM90 68H91V67H90ZM109 68L112 69L113 71H110ZM121 68H122V67H121ZM121 68H120V70H124V69H121ZM173 68H175V69H173ZM173 68H172V69H173L172 71H174V75H175V74L178 75V73H175V70H179V69H176V68H178V67H177V66H174ZM0 69H1V68H0ZM2 69H3V68H2ZM14 69H15V66H14ZM17 69H18V66L16 67V71H17ZM35 69H36V70H35ZM79 69H78V71H79ZM96 69H95V70H96ZM116 69H117V68H116ZM143 69H144V70H143ZM150 69H151V70H150ZM153 69H154V70H153ZM11 70H12V71H11ZM18 70H19V69H18ZM33 70H35V71L32 72ZM55 70H56V69H55ZM67 70H66V72H67ZM92 70H93V72H94V68H93ZM101 70H102V71H101ZM120 70H119V71H120ZM127 70H126V71H127ZM142 70H143L144 72H143ZM160 70H162V69H160ZM170 70H171V69H169V71H170ZM247 70H245V71L247 72ZM14 71H15V70H14ZM37 71H38V72H37ZM50 71H51V72H50ZM124 71H125V70H124ZM147 71H146L145 74H147V75L149 76V74H148ZM155 71H157V69H156ZM169 71H168V72H169ZM239 71H240V70H239ZM242 71H243V70H242ZM12 72H13V73H12ZM26 72H27V73H26ZM59 72H60L61 74H60ZM76 72H77V71H76ZM101 72H102V73H101ZM115 72H117V70H116ZM115 72L112 73V74H113L112 76H114ZM120 72H121V71H120ZM140 72H141V73H140ZM142 72H143V73H142ZM159 72H160V71H159ZM162 72H163V70H162ZM168 72L165 70V73H168ZM177 72H178V71H177ZM234 72L237 73L236 70H235ZM16 73H17L16 75H18V73H20V72L17 71ZM24 73H25V74H24ZM46 73H47V75H45ZM48 73H52V74H54L55 77H54L52 74H50V77H46V76H49ZM99 73H101V74H99ZM110 73H109V74H110ZM155 73H156V72H155ZM165 73H164V74H165ZM170 73H172V72L170 71L169 74H170ZM240 73H241V75H242V72H241V71H240ZM5 74H6V76H5ZM14 74H15V73H14ZM21 74H20V76H21ZM29 74H30V73H29ZM29 74H28V75H29ZM31 74H30V75H31ZM55 74H56V75H55ZM109 74H107V75H108L107 78L109 77ZM117 74L119 75V72H117ZM117 74H115V77H117V76H116ZM120 74L122 75V74H123V71H122V73H120ZM152 74H154V73H152ZM160 74H161V76L163 75L162 73H160ZM160 74L158 73V76H159V78H160L161 81H162V78L160 77ZM169 74H168V75L166 74L167 76H166V75H163V76L168 78L169 76H171V75H169ZM179 74H180V73H179ZM243 74H244V73H243ZM253 74H254V73H253ZM1 75H0V76H1ZM16 75H15V76H16ZM33 75H34V74H33ZM87 75L89 76V79L91 78L90 81H88V79H87L88 76H87ZM98 75H100V76H98ZM124 75H125V72H124ZM124 75H123V76H124ZM130 75H131V74H130ZM132 75H133V78H137V77H138V75H137V77H134V76H135L134 74H132ZM132 75H131V76H132ZM172 75H173V73H172ZM241 75H240V76L238 75V76L241 78ZM244 75H246V74H244ZM244 75H242V78H245ZM250 75H251V74H250ZM250 75H249V76H250ZM52 76H53L54 78H51ZM74 76H75V75H74ZM86 76H87V77H86ZM91 76L93 77V79H92ZM95 76H98L99 79H98L97 77H95ZM119 76H120V75H119ZM156 76H157V75L154 74L155 79L158 77V76H157V77H156ZM163 76H162V77H163ZM243 76H244V77H243ZM149 77L154 78L153 75L151 76V74H150ZM149 77H145V78L147 79V78H149ZM164 77H163V78H164ZM171 77H173V76H171ZM171 77H170V78H171ZM174 77H175V76H174ZM174 77H173L171 80H173ZM236 77H237V76H236ZM246 77L248 78V73H247V76H246ZM3 78H0V80L3 79ZM48 78H51L52 80H50V79L48 80ZM56 78H57V79L60 78V81H59V79H58V81H59V82H58ZM94 78H96V81H97V82H101L102 84L98 83V84L95 85V83H97V82H95V79H94ZM109 78H110V77H109ZM117 78H120V77H117ZM117 78H116V80H117ZM122 78H123V77H122ZM152 78L147 79V80H149L148 82H150L151 80L153 81ZM240 78H239V79H240ZM53 79H55V80H53ZM64 79H66L67 81L69 80V81H71V82H67V81L64 80ZM79 79H81V80L79 81ZM103 79H105V78H103ZM130 79H131V78H130ZM146 79L144 80V83H148V82H146ZM155 79H154V80H155ZM160 79H156L155 81L158 83ZM165 79H166V78H165ZM61 80H62V81H61ZM92 80H94V85H93V81H92ZM111 80H112V77L110 78V81H111ZM135 80H136V79H135ZM166 80H169V81L166 82L167 84L170 83V79H169V78L166 79ZM243 80H244V79H243ZM245 80H248V79H245ZM245 80H244V81H245ZM1 81H2V80H1ZM42 81H44L45 83L43 84ZM49 81H50V82H49ZM63 81H64V82H63ZM74 81H75V82H74ZM119 81H120V80H119ZM173 81H174V80H173ZM46 82H47V83H46ZM65 82H66V83H65ZM77 82L79 83L78 86H76V85L78 84ZM81 82H82L83 85H80ZM87 82H88V84H92V85H93V89H94V90L91 88V87H92L91 85H89V86H91L89 89H88V85H84L85 83L87 84ZM90 82H91V83H90ZM105 82H106V80H105ZM108 82H109V81H108ZM131 82H132V81H131ZM171 82H172V81H171ZM50 83H51V85H50ZM59 83H60V85H59ZM67 83H68V84H67ZM74 83H76V84L73 85ZM114 83H115V82H114ZM124 83H125V82H124ZM152 83H153V82L148 83L149 86L151 87V90H154V89H153L154 87H155V90L158 89V88L161 89L160 87H161L162 84H161V85H160V83L157 84V85H160V86L158 87V86L156 85V83H155L154 86H153L154 83H153V84H152ZM222 83H223V82H222ZM222 83H221V84H222ZM238 83H239V81H238ZM245 83H246V82H245ZM40 84H39V85H40ZM45 84H46V85H45ZM47 84H48V85H47ZM65 84H66V85H65ZM70 84L73 85L74 88H71V87H70L71 89L69 90L67 85H70ZM106 84H107V83H106ZM106 84L104 85L105 88L110 89V90L112 89L113 91H115L114 88H109V87H110V83L107 84L109 87H107ZM112 84H113V83H112ZM121 84H122V83H121ZM126 84H127V83H126ZM139 84H140V85H139ZM163 84H165L164 81H163ZM170 84H171V88H173V87H174V84H172V83H170ZM223 84H224V83H223ZM239 84L241 85V80H240V83H239ZM247 84H248V83H247ZM115 85H117V84H115ZM124 85H125V84H124ZM130 85H131V84H130ZM172 85H173V86H172ZM240 85H239V86H240ZM44 86H45V89L43 88ZM46 86H47V87H46ZM66 86H67V87H66ZM81 86H82V87H81ZM94 86H95V87H94ZM104 86L101 87L102 89H100L99 87H97V88L100 89V92H98L97 95H98V96L100 95V97H102L103 99H104V97H105V96H104L105 94H106V98H107V96L109 95L108 93H110V92H108L107 89L104 88ZM111 86H113V85H111ZM141 86L144 88L145 84H142ZM164 86H166V85H164ZM164 86H163V87H164ZM168 86H169V85H167L166 88H169V89H170V87H168ZM247 86H249V85H247ZM61 87H62V86H61ZM115 87H116V86H115ZM128 87H129V86H128ZM128 87H126V88H128ZM147 87H148V86H147ZM152 87H153V88H152ZM163 87H162V88H163ZM228 87L231 88V86H228ZM228 87H227V88H228ZM40 88H39V91H38V89H37L38 92L41 91ZM54 88H55V87H54ZM75 88H76V89H75ZM121 88H122V91H125V89L123 88V86H122ZM148 88H149V87H148ZM166 88H164L163 90H165ZM174 88H175V87H174ZM174 88H173V89H174ZM222 88H224L225 91H227V89H226L225 87H222ZM0 89H1V87H0ZM28 89H29V88H28ZM35 89H36V88H35ZM99 89H98V90H99ZM103 89L105 90L104 92L107 91V93L104 94L103 92H101V90H103ZM115 89H117V87H116ZM123 89H124V90H123ZM134 89H135V91L138 92V94H139V92H140V94H143V90H144V89H143V90L141 89V90H139V91H138V89L136 90V87H135ZM134 89H133V90H134ZM175 89H176V88H175ZM175 89H174V90H175ZM3 90H4V92H5V89H3ZM3 90H2V91H3ZM51 90H52V89H51ZM51 90H50V91L48 90V92H47V91H45V92L48 93V94H50V93L55 94V92L57 91L56 88H55V91H54V90L51 91ZM83 90H85V88L82 89V90H78V91H77V94L79 95V93H81L80 95L82 96V93L84 92ZM98 90H95L94 93L90 94V97H88L89 95H88V96H85V95H87V94L84 95L85 98H86V100H88V98H90V102H91V103H87V102H89V100H88L87 102L84 101V100H83L84 97L82 98V101H80V102H83V101H84V102H86V103H85L86 105L88 104L89 107H90V106L92 107V106H93L92 104H94L95 102L98 103V100H99V101H102L103 99H100V98L96 95V93H97L96 91H98ZM117 90L120 91V90H121L120 87H119V89H117ZM133 90H132V91H133ZM171 90H172V89H171ZM0 91H1V90H0ZM6 91H7V90H6ZM24 91H25V90H24ZM28 91H29V90H28ZM53 91H54V92H53ZM66 91H65V92H66ZM79 91H80V92H79ZM85 91H86V90H85ZM113 91H112V92H113ZM126 91H127V90H126ZM166 91H168V90L166 89ZM221 91H222V90H221ZM221 91H220V92H221ZM4 92H2L3 94L1 93V95H4V94L6 95V94L9 93V92H5V93H4ZM12 92H13V91H12ZM45 92H44V94H45ZM57 92H58V91H57ZM112 92L110 93L111 96L109 95L110 97H112V96L114 95V93L116 94V91L113 92V93H112ZM130 92H131V90H130ZM130 92H129V93H130ZM144 92H146V91L144 90ZM151 92H153V91H151ZM156 92H157V91H156ZM158 92H159V91H158ZM173 92H175V91H173ZM223 92H224V91H223ZM10 93H11V92H10ZM18 93H20V92H18ZM18 93H17V92H16V93H11V95L8 94L9 96H7V98H9V99H7L5 95H4V96H5L6 100H8V101H10V98L12 97V94H14L13 97H14L15 94H16V97H17L16 99H18V100L21 98V96H22V99H23L24 96H27V97L29 96L28 98L31 99V96H32V95H31L29 92H27V93H29L31 96H30V95H25V93L23 94V92H22V93H21L22 95L20 96V98L18 97V96L20 95V94H18ZM27 93H26V94H27ZM31 93H32V91H31ZM36 93H37V92H36ZM36 93H35V94H36ZM41 93H43V92H41ZM86 93H89V91H86ZM100 93H101V94H100ZM118 93H119V92L117 91V94H116V95H118ZM122 93H124V92H122ZM133 93H135V92L133 91ZM133 93H130L129 95H131V94H133ZM146 93H147V92H146ZM221 93H222V92H221ZM224 93H226V92H224ZM17 94H18V95H17ZM33 94H34V89H33ZM56 94H57V93H56ZM93 94H94V95H93ZM102 94H103V96H102ZM107 94H108V95H107ZM112 94H113V95H112ZM126 94H128V92L125 93V96H126ZM140 94H139V96L141 97ZM144 94H145V93H144ZM171 94H172V93H171ZM174 94H175V93H174ZM38 95H40V93H37V94H36V96H38ZM61 95H62V94H61ZM80 95H79V96H80ZM91 95H92L94 98H91V97H92ZM95 95L97 96V98L95 97ZM116 95H114L113 98H116ZM10 96H11V97H10ZM36 96H35V97L33 96V98H36ZM50 96H52V95H50ZM71 96H72V95H71ZM79 96H77V97L79 98ZM109 96H108V97H109ZM118 96H119V97L121 96V92H120V94H119ZM118 96H117V99L119 98ZM123 96H124V95L122 94V98H124ZM143 96H146V95H142V97H141L142 99H140L141 102L145 101V100H144L145 98H143ZM167 96H169V95H167ZM170 96H172V95H170ZM13 97H12V98H13ZM38 97H39V96H38ZM38 97H37V98H38ZM44 97H45V95H44ZM46 97H47V95H46ZM53 97H54V95L52 96V98H53ZM127 97H128V96H127ZM140 97H139V98H140ZM147 97H148V96H147ZM149 97H152V96H149ZM14 98H15V97H14ZM28 98H26V99H28ZM33 98H32V99H33ZM37 98H36V99H37ZM55 98H57V97H55ZM78 98H77V99H78ZM95 98H96V99H95ZM98 98H99V99H98ZM30 99H29L28 101H30ZM36 99H35V100H36ZM39 99H40V98H39ZM50 99H51V97H50ZM65 99H66V98H64V100H65ZM71 99H72V98H71ZM74 99H75V98H74ZM74 99H73V100H74ZM80 99H81V98H79L78 100H80ZM91 99H92V100L94 99V100H96V101L94 102V100H93V102H92ZM129 99H130V97H129ZM133 99H134V98H133ZM6 100L4 99V101H2V102H3V103H4V102H7ZM13 100H14V99H11V101H10L11 104H15V103H12V102H15V100H14V101H13ZM24 100H25V99H24ZM24 100H21V101H23V103H25ZM47 100H49V98H48ZM54 100H57V99H54ZM68 100H69V99H68ZM121 100H122V99H121ZM123 100H124V99H123ZM135 100H136V99H135ZM231 100H232V99H231ZM26 101H27V100H26ZM32 101H33V100H32ZM32 101H31V102H32ZM36 101H37V100H36ZM36 101H35V103H36ZM43 101H45V100H43ZM51 101H52V99H51ZM105 101H107V99H106ZM108 101H112V100H108ZM131 101H132V100H131ZM181 101H182V100H181ZM208 101H209V99H208ZM232 101H233V100H232ZM2 102L0 101L1 104H2ZM16 102H17V100H16ZM31 102H30V103H31ZM46 102H47V101H46ZM55 102H56V101H54L53 103L55 104ZM60 102H61V101H60ZM62 102H63V100H62ZM62 102H61V103H62ZM69 102H70V101H69ZM77 102H78V101H77ZM84 102H83V103H84ZM102 102H103V101H102ZM116 102H117V101H116ZM141 102H140V104H141ZM190 102H191V101H190ZM18 103H19V104L21 103L20 105H22V102H20V100H19ZM26 103H27V102H26ZM42 103H44V102H42ZM57 103H59V102H56V104H57ZM63 103H64V102H63ZM66 103H67V102H66ZM134 103H135V102H134ZM134 103H133V104H134ZM180 103H181V102H180ZM182 103H183V102H182ZM8 104H9V102H8ZM8 104L5 105V103H4V105H5L6 107H4V105H3V108H7V107L9 106ZM19 104L16 103V105H19ZM27 104H28V103H27ZM27 104H25V105H27ZM76 104H77V103H76ZM99 104H100V103H99ZM111 104H112V103H111ZM113 104H114V103H113ZM120 104H121V105H119V107L122 106V104H123L122 101H121ZM136 104H138V103L136 102ZM7 105H8V106H7ZM20 105H19V106H20ZM32 105H33V102H32ZM32 105L30 104V107H29L30 109L33 107ZM36 105H37V104H36ZM48 105H49V104H48ZM50 105H51V103H50ZM80 105H81V104H80ZM88 105H87L86 107H88ZM101 105H102V103H101L98 107L100 108ZM103 105H104V104H103ZM103 105H102V107H101L100 110H99V113H100L99 118L97 119V116L95 117V119H96L95 122H96L97 120H100L99 122L97 121L96 124H98V123L101 124V123H103V122H101L102 120L105 121L104 119H108L107 117H109V116H107V114L109 113V114L111 115L113 109H114V110H113V114H114V116H115V117L118 116V115H117V116L115 115V113L117 112V111H115V108L111 109L110 105H106V106L109 107V109H110L111 111H110L109 109H108L107 111L104 110L105 112H108V113H105V112L103 113V112H102L103 115H102V117H101V114H102L101 111H103V110H101V109H102V108L105 109V108L103 107ZM141 105H142V104H141ZM187 105H188V101H187ZM232 105H233V104H232ZM1 106H2V105H0V107H1ZM14 106H15V105H14ZM22 106H23V105H22ZM44 106H45V105H44ZM55 106H56V107H55ZM94 106H96V105L94 104ZM115 106H116V104H115ZM189 106H190V105H189ZM10 107H11V106H10ZM26 107H27V106H26ZM35 107H36V106H35ZM45 107H46V106H45ZM54 107L56 108V110H53V111H54L55 113H58V112H56V111H57V105H54L52 108H54ZM82 107H83V108H82ZM98 107H97V108H98ZM113 107H114V106H113ZM19 108H20V107H19ZM19 108H18V109H19ZM46 108H47V107H46ZM52 108L50 109L51 111H52ZM77 108H79V107H77ZM77 108H76V109H77ZM94 108H95V107H94ZM94 108H92V111H91V109H90V110L87 109V110H89V111H91V112H93V111L95 112L97 108H96L95 110H93ZM106 108H107V107H106ZM117 108H118V107H117ZM124 108H125V107H124ZM231 108H232V107H231ZM0 109H2V107H1ZM30 109H28V110H27V108L25 109V110L27 111L26 114L30 115V113H33V112H31ZM33 109H34V107H33ZM40 109H42V108H40ZM76 109H75V112H76ZM81 109H82V110H81ZM83 109L85 110L84 113L86 114L87 110L84 108L83 105H81L80 109H78V110H80V112H81L80 114H81L82 116L84 115V113H83L84 110H83ZM120 109H122V107H121ZM174 109H175V108H174ZM16 110H17V109H16ZM19 110H20V109H19ZM22 110H23V107H22ZM25 110H24V111H25ZM29 110H30V113L28 112ZM43 110H44V109H43ZM50 110H49V111L47 110V112H49V115H50V116H51V114H55L54 112L51 113ZM97 110H98V109H97ZM176 110H177V109H175L174 112H175ZM182 110H183V109H182ZM26 111H25V112H26ZM34 111H35V114H36V115L34 114V115H35V118H36L38 110H34ZM36 111H37V112H36ZM44 111H46V110H44ZM44 111H43V112H44ZM70 111H71V110H70ZM89 111H88V112H89ZM121 111H122V110H121ZM128 111H129V112H128V114H129L131 111H130V110H128ZM168 111H169V110H168ZM171 111H172V110H171ZM171 111H170V112H171ZM18 112H20V111H18ZM18 112H17V113H18ZM25 112H24V114H25ZM114 112H115V113H114ZM124 112H125V114H127V113H126V109H124ZM50 113H51V114H50ZM70 113H71V112H70ZM72 113H73V112H72ZM77 113H78V116L82 117L81 115H79V111H78ZM118 113H119V112H118ZM122 113H123V111H122ZM138 113H140V112H138ZM171 113H172V112H171ZM171 113H170V114H171ZM177 113H178V112H177ZM177 113H174V115L177 114ZM24 114H23V117H24ZM26 114H25V117H27ZM46 114H47V113H46ZM75 114H76V113H75ZM94 114L98 115V111L95 112ZM94 114H93V115H94ZM109 114H108V115H109ZM166 114H168V113H166ZM179 114L181 115V113H179ZM184 114H186V113H184ZM187 114H188V113H187ZM259 114H260V113H259ZM16 115H17V114H16ZM18 115H19V114H18ZM20 115H21V114H20ZM34 115L32 116V114H31L32 117H34ZM38 115H40V114H38ZM49 115H47V116L44 115V117L42 116V118H43V119H44V118H47ZM68 115H69V114H68ZM120 115L122 116V115H124V113H123V114L119 113V117H117V118H119V119H118V123H119V120H120V119L124 118V117H121ZM131 115H132V114H131ZM133 115H134V114H133ZM174 115H173V116H174ZM21 116H22V115H21ZM31 116H30V117H31ZM52 116H56V114H55V115H52ZM59 116H60V115H59ZM72 116H74V114H73ZM94 116H95V115H94ZM105 116H106V118H104ZM139 116H140V114H139ZM182 116H183V115H182ZM186 116H187V115H185V117H186ZM17 117H18V116H17ZM19 117H20V116H19ZM25 117H24V118H25ZM30 117L28 116L29 119H27V120H30ZM40 117H41V116H40ZM70 117H71V116H70ZM86 117H87V116H86ZM110 117H111V118H110ZM110 117H109V118H110V119H109V122H110L111 119H114V118H115V117H112V116H110ZM128 117H129V116H128ZM132 117H133V116H132ZM150 117H152V116H150ZM150 117H149V118H150ZM175 117L177 118V116H174V118H175ZM187 117H188V116H187ZM187 117H186V118H187ZM21 118H22V117H21ZM35 118H31V119H32V120H35ZM42 118H39V120L43 121ZM53 118H54V117H53ZM57 118H58V117H57ZM62 118H63V117H62ZM73 118H78V117H76V115H75V117H73ZM101 118H102V120H101ZM117 118H116V119H117ZM125 118H126V116H125ZM125 118H124V121H123V120H122V121L125 122V123H127V119L125 120ZM139 118H141V117H139ZM147 118H148V117H147ZM174 118H173V119H174ZM176 118H175V120H176ZM19 119H20V118H19ZM36 119L38 120V118H36ZM69 119H70V118H69ZM92 119H93V118H92ZM92 119H91V120H92ZM116 119L112 120L111 122H113V121L115 122ZM129 119H130V118H129ZM15 120H16V118H15ZM21 120H22V119H20V121H21ZM27 120H24V122L27 121ZM37 120H35L36 123H38ZM39 120H38V121H39ZM46 120H47V119H46ZM62 120H64V119H62ZM70 120H71V119H70ZM70 120H69V122H70ZM79 120H80V119H79ZM83 120H84V119H83ZM131 120H132V119H131ZM139 120H140V119H139ZM150 120H152V122H153V118H150L149 121H148V122L151 123ZM168 120H169V119H168ZM175 120H172V121H175ZM214 120H215V119H214ZM214 120H213V121H214ZM16 121H17V120H16ZM166 121H167V120H166ZM166 121H165V122H166ZM21 122H22V125H25V124L23 123V121H21ZM105 122L108 123V121H105ZM105 122H104L103 124H105ZM114 122H113V123H114ZM123 122H122V125L124 124ZM132 122H133V121H132ZM135 122H136V121H135ZM135 122H134V123H135ZM142 122H143V121H142ZM169 122H170V121H169ZM169 122H168V123H169ZM177 122H178V121H177ZM36 123H35V124H36ZM39 123L42 124V122H40V121H39ZM39 123H38V124H39ZM79 123H80V122H79ZM155 123H156V122H155ZM155 123H154V124H155ZM161 123H162V122H161ZM166 123H167V122H166ZM166 123L164 124V120H163V127H165V125H167ZM170 123H171V122H170ZM212 123H213V122H212ZM16 124H17V123H16ZM41 124H39V126H40ZM91 124H92V123H91ZM114 124H115V123H114ZM128 124H129V123H128ZM135 124L137 125V123H135ZM157 124H158V123H157ZM65 125H66V124H65ZM69 125H70V124H69ZM74 125H75V124H74ZM106 125H107V124H106ZM161 125H162V124H161ZM13 126H14V125H13ZM92 126H93V125H92ZM100 126H101V125H100ZM100 126H99V127H100ZM132 126H134V124H132ZM151 126H152V123H151ZM10 127H11V126H10ZM19 127H20V126H19ZM34 127H35V126H34ZM71 127H72V126H71ZM78 127H79V126H78ZM80 127H81V126H80ZM87 127H88V126H87ZM94 127H95V126H94ZM99 127L97 126V127H95V129H97V128H99ZM134 127H135L136 129L138 128L137 126H134ZM170 127H171V125H170ZM232 127H233V126H231V128H232ZM16 128H17V127H16ZM130 128H131V127H130ZM135 128H134V129H135ZM139 128H140V127H139ZM148 128H149V127H148ZM152 128H153V127H152ZM161 128H162V127H161ZM110 129H111V128H110ZM149 129H150V128H149ZM162 129H164V128H162ZM9 130H10V129H9ZM9 130H8V132H9ZM25 130H26V129H25ZM125 130H126V128H125ZM138 130H139V129H138ZM156 130H157V129H156ZM156 130H154V131H156ZM198 130H199V129H198ZM1 131H2V130H0V133H1ZM16 131H17V130H16ZM16 131L14 132V130H13L14 133H16ZM18 131H19V130H18ZM26 131H27V130H26ZM81 131H82V130H81ZM108 131H109V130H108ZM132 131H133V130H132ZM139 131H142V133L145 132L144 129H142V130L140 129ZM158 131H159V130H157L153 135H154V137L156 136L157 138H158V136H160V138L157 139V138L155 137V139H156L157 142H155V141H153V142L156 143V144H157V143L159 144V143L161 142L160 144H163L165 141L162 143V140H161V139H166V138H165L164 135H162L163 138H161V134L158 133ZM172 131H173V130H172ZM30 132H32V133L34 134L33 131L30 130ZM85 132H86V131H85ZM89 132H90V131H89ZM89 132H88V133H89ZM105 132H106V131H105ZM112 132H113V131H112ZM159 132H162V130H160ZM164 132H165V129H164ZM167 132H168V131H167ZM169 132H171V128L169 129ZM2 133H3V131H2ZM18 133H19V132H18ZM21 133H22V132H21ZM32 133H31V138L33 137ZM35 133H36V135L34 134V137L36 138V136H39V135H38V132H35ZM82 133H83V132H82ZM103 133H104V132L101 133V130H100V134H103ZM157 133H158V134H157ZM19 134H20V133H19ZM29 134H30V133H29ZM41 134H43V132H41ZM63 134H64V133H63ZM68 134H69V133H68ZM122 134H123V133H122ZM162 134H163V132H162ZM232 134H233V133H232ZM10 135H11V134H10ZM14 135H15V134H14ZM20 135H21V134H20ZM24 135H25V134H24ZM43 135H44V134H43ZM43 135H41V136H43ZM70 135H71V134H70ZM94 135H95V134H94ZM94 135H91V136H94ZM106 135H107V134H106ZM125 135H126V134H125ZM139 135H141V134H139ZM139 135H138V137H136V138H139ZM153 135H152V136H151V134L149 135V131H148V135H147V136L149 137V139H150V141H151V144H153L152 140H155L154 137H153ZM157 135H158V136H157ZM15 136H16V135H15ZM101 136H102V135H101ZM103 136L105 137V134H104ZM107 136H108V135H107ZM147 136L145 135V136H143V137H147ZM150 136H151V137H150ZM171 136H172V138H171ZM174 136H175V135H170V136H169V138L171 139V141L168 140L169 138L166 139V141H168L167 144L169 143V145H170V144L173 142V143H172L173 146L175 145L174 142L177 141V137L175 138ZM1 137H2V136H1ZM4 137H5V136H4ZM22 137H23V136H22ZM39 137H40V136H39ZM39 137H37L38 139H37V138H36V139L39 140ZM43 137H44V136H43ZM64 137H65V136H64ZM64 137H63V138H64ZM68 137H69V135H68ZM96 137H97V139H99V138H100V135H99V136L96 135ZM96 137H95V138H96ZM148 137H147V138H148ZM17 138H18V137H17ZM19 138H20V137H19ZM95 138H94V139H95ZM101 138H102V137H101ZM109 138H110V136H108V140H109ZM120 138H121V137H120ZM122 138H123V137H122ZM136 138H135V139H136ZM141 138H142V137H141ZM147 138H146V139H147ZM152 138H153V139H152ZM2 139H3V137H2ZM14 139H15V138H14ZM33 139H34V138H33ZM64 139H65V138H64ZM68 139H69V138H68ZM89 139H90V137H89ZM97 139H96V140H97ZM102 139L104 140V138H102ZM106 139H107V137H106ZM151 139H152V140H151ZM252 139H253V138H252ZM6 140L8 141L9 139L7 138ZM37 140H36V142H35V139H34L33 141H34V143H35L36 145H37V144L39 145V143L37 142ZM71 140H72V139H71ZM77 140H78V139H77ZM96 140H95V141H94V140H93V141L90 140L89 143H91V144H89V146H88V147H90V150L92 149V148H91L92 145L94 146V147L92 146L93 148H95V147L98 148V147H99L98 150H100V146H101L102 144H103V146H104V143H101V145L98 144L99 142H102L103 140L100 141L101 139H99V142H98V140H97V141H96ZM158 140H161V141L158 142ZM253 140H254V139H253ZM28 141H29V140H28ZM39 141H40V140H39ZM84 141H85V140H84ZM84 141H83V143H82V146L84 147V144H85V147H86V146L88 145V144H86V143H88V142L85 143ZM91 141H92L93 143H92ZM104 141H105V140H104ZM104 141H103V142H104ZM143 141H144V142H142V143H143V144L145 143V145H147V141H145V139H144ZM150 141H148V142H150ZM179 141H180V139H179ZM0 142H2V141H0ZM29 142H30V141H29ZM31 142H32V141H31ZM65 142H66V141H65ZM75 142H76V140H75ZM78 142H79V141H78ZM81 142H82V141H81ZM94 142H95V143L97 142V144H98L99 146H97V145L95 146ZM127 142H128V141H127ZM127 142L124 141V143H127ZM134 142H136V141H134ZM2 143H3V142H2ZM67 143H68V142H67ZM67 143H66V144H67ZM132 143H133V142H132ZM184 143H185V142H184ZM6 144L8 145V143L6 142L3 146H5ZM13 144H14V143H13ZM28 144H29V143H28ZM35 144H34V145H35ZM55 144H56V143H54V145H55ZM69 144H70V143H69ZM69 144H68V145H69ZM105 144H106V143H105ZM133 144H134V143H133ZM133 144H131V145L133 146ZM135 144H136V143H135ZM135 144H134V148H135ZM143 144H142V145H143ZM149 144H150V143H149ZM149 144H148V145H149ZM182 144H183V143H182ZM36 145H35V146H36ZM38 145H37V146H38ZM40 145H41V144H40ZM40 145H39V146H40ZM54 145H53V146H54ZM123 145H124L123 148H125V147L128 146V145H129V147L131 146L129 142L126 144V146H125V144H123ZM123 145H122V146H123ZM136 145H138V146H136V147H139V148H140V145H141V144H138V143H137ZM145 145H144V147H146ZM184 145H185V146H183V148H184V152H185V153L183 152L182 155H183V154H186V155H187L188 152L185 151V149H186L187 146L189 147V145H188L187 143H185ZM186 145H187V146H186ZM30 146H31V144H30ZM37 146H36V147H37ZM47 146H48V145H47ZM103 146H101V149H102V148L104 149ZM122 146H121V147H122ZM132 146H131L130 148L126 147V149L129 151V149L133 148ZM150 146H151V145H150ZM150 146H149V149H151ZM160 146H161V145H160ZM164 146H165V145H164ZM176 146H179V145H176ZM180 146H181V144H180ZM200 146H201V145H200ZM220 146H221V145H220ZM8 147H9V146H8ZM14 147H15V146H14ZM43 147H44V146H43ZM54 147H56V146H54ZM54 147H53V148H54ZM68 147H69V146H68ZM83 147H82V149H83ZM88 147H87V148H88ZM106 147H107V146H106ZM167 147H168V146H167ZM190 147H191V146H190ZM190 147H189V148H190ZM32 148H33V147H32ZM57 148H58V144H57L56 149L54 148V150H59V148H58V149H57ZM97 148H95V149L97 150ZM110 148H111V147H110ZM110 148L108 147V149H109L108 152H110V151L112 150V154H113V157H112V158H114V160L112 159L113 161H117V160H115V156H114V155H116V156L118 155V156L120 157L121 155H122V156H123V155L125 156V153H126V155H127V153L129 154L128 151H125V149H122V148H119V147H118L117 149L124 150L125 153H124V151H123L124 154L121 153V155H120V153H118V152H116V154H115V153H113V151L115 152V151H117V149L113 150L112 148H111V149H110ZM141 148H142V146H141ZM152 148H153V146H152ZM163 148H164V147H163ZM169 148H170V149L172 148L171 145L169 146ZM181 148H182V147H179L178 151H179ZM183 148H182L181 151H183ZM1 149H2V148H1ZM3 149H4V148H3ZM9 149H10V148H9ZM50 149H51V148H50ZM60 149H61V148H60ZM69 149H70V148H69ZM82 149H81V150H82ZM103 149L101 150V152L104 151ZM106 149H107V148H106ZM137 149H138V148H137ZM192 149H193V147H192ZM5 150H6V149H5ZM35 150H36V148H35ZM39 150H40V148H39ZM61 150H62V149H61ZM92 150H93V149H92ZM92 150H91V151H92ZM121 150H120V151H121ZM131 150H132V152H133V149H131ZM134 150H135V149H134ZM146 150H147V149H146ZM146 150L144 151V153L146 152ZM200 150H201V149H200ZM212 150H213V149H212ZM212 150L209 151V152L211 153ZM238 150H239V149H238ZM241 150H242V149H241ZM19 151H20V150H19ZM29 151L31 152L30 147H29ZM43 151H44V150H42V152H43ZM52 151H53V149H52ZM52 151H51V152H52ZM63 151H64V149H63ZM118 151H119V150H118ZM120 151H119V152H120ZM136 151H137V152H141V150L139 151V149L136 150ZM147 151H149V150H147ZM171 151H172V149H171ZM181 151L179 152V154H181ZM188 151H189V152H192L193 150L191 151V150L188 149ZM194 151H195V150H194ZM230 151H231V155H229V156L232 157L233 154L236 153V151H233V150H231V149H230ZM232 151H233V152H232ZM239 151H240V150H239ZM239 151H237V152H239ZM1 152H2V150H1ZM22 152H24V151L22 150ZM33 152H34V151H33ZM59 152H60V151H59ZM69 152H70V150H69ZM92 152H93V151H92ZM97 152H98V154H99L100 151H97ZM101 152H100V153H101ZM108 152H107V151H104V152H102V153H104V154L101 153V155H104V157H106V155L108 154ZM137 152L135 153V151H134L133 154H138ZM168 152H170V151L167 150V153H168ZM203 152H204V151H203ZM241 152H242V151H240V153H241ZM244 152H247V151H244ZM15 153H16V152H15ZM43 153H45V152H43ZM75 153H76V152H75ZM106 153H107V154H106ZM130 153H131V151H130ZM142 153H143V152H142ZM171 153H173V152H171ZM192 153H193V152H192ZM192 153H190V155H191V156H192V155L194 156L195 154H192ZM195 153H196V152H195ZM226 153H227V151H226ZM232 153H233V154H232ZM242 153H243V152H242ZM242 153H241V154L236 153V154H239L238 156H240V155H243V154H244V153H243V154H242ZM19 154H20V153H19ZM95 154H97V153H95ZM110 154H111V153L108 154L109 156H107V159H108L109 157L111 158L112 154H111V155H110ZM133 154H132V155H133ZM140 154H141V153H140ZM179 154H177V156H178ZM196 154H197V153H196ZM199 154H200V153H199ZM199 154H198V155H199ZM205 154H206V153H205ZM236 154H235L233 157L237 156ZM246 154H247V153H246ZM4 155H5V154H4ZM20 155H21V154H20ZM20 155H19V156H20ZM28 155H29V154H28ZM52 155H53V154H52ZM56 155H57V154H56ZM59 155H60V154H59ZM78 155H79V154L77 153V155H75V156H78ZM82 155H84V154H82ZM99 155H100V154H99ZM182 155H180L182 158H183V157H184L185 159L187 158L186 155H185L186 157H185V156H182ZM190 155H188V158H187L188 160H189L190 158L192 159V157L189 158ZM198 155H195V156H198ZM209 155H211V154H209ZM213 155H215V154H213ZM8 156H9V155H8ZM64 156H65V155H64ZM68 156H69V155H68ZM89 156H90V153H89ZM118 156H117V157H118ZM122 156H121V157H122ZM124 156L122 157V159H120L121 157L118 158V159H120V160L122 161V160L125 158ZM134 156L136 157V155H134ZM134 156L131 157V154L127 155V157H130V158H131V159L129 158V159L131 160V162L133 161ZM238 156H237V157H238ZM243 156H245V155H243ZM69 157L71 158V155H70ZM69 157H68V158H69ZM79 157H80V156H79ZM79 157H78V158H79ZM94 157H95V156H94ZM97 157H98V156H97ZM117 157H116V159H117ZM201 157H202V156H201ZM203 157H205V156L203 155ZM203 157H202V158H203ZM240 157H241V156H240ZM34 158H35V157H34ZM60 158H61V157H60ZM62 158L64 159V157H62ZM110 158H109V159H110ZM174 158H175L176 161H177V158H178V157H174ZM182 158L180 159V161L182 160ZM208 158H210V157H208ZM212 158H213V156H212ZM243 158H244V157H242V159H243ZM5 159H6V158H5ZM71 159H72V158H71ZM81 159H82V157H81ZM86 159H87V158H86ZM98 159H99V158H98ZM100 159H101V156H100ZM127 159H128V158H125L124 160H127ZM129 159H128V160H129ZM175 159H174V160H175ZM187 159H186V160H187ZM191 159H190V163H191ZM194 159H195V158H194ZM214 159H215V158H214ZM231 159L233 160V158H231ZM235 159H236V157H235ZM237 159H238V158H237ZM33 160H34V159H33ZM33 160H31V161H33ZM35 160L37 161V165H36V161H35ZM35 160H34V161H35L34 164H35L36 166H35L34 168H35V170H36V169L38 168V164L41 163V162H38V161H40V160L42 161V159L39 160V158H38V159H35ZM45 160H46V158H45ZM45 160L43 159V161H44L43 163L45 164V162H46V164H47V161H49V162L51 161V162H52V160H55V159H52V160H46V161H45ZM77 160H78V159H76V162L79 163V160H80V159H79L78 161H77ZM102 160L104 161V162H102V163H105V164H106V162H105L106 159L104 158V159H101V161H102ZM186 160H185V161H186ZM192 160H193V159H192ZM209 160H210V159H209ZM216 160H217V159H216ZM232 160H231V161H232ZM238 160H239V159H238ZM240 160H241V158H240ZM243 160H244V159H243ZM5 161H6V160H5ZM10 161H11V160H10ZM10 161H9V162H10ZM64 161H66V160H64ZM64 161H63V162H64ZM68 161H69V159H68ZM113 161H112V162H113ZM178 161H179V160H178ZM178 161H177V162H178ZM182 161H183V163H185V162H184V159H183ZM182 161H181V164H182ZM204 161H205V163H204V165H205L208 161H206V160H204ZM228 161H229V160H228ZM231 161H229V162H231ZM234 161H235V160H234ZM61 162H62V160H61ZM80 162H81V161H80ZM82 162H83V160H82ZM82 162H81V164H86V163H84V162L82 163ZM119 162H120V161H119ZM119 162H118V163H119ZM125 162H126V161H125ZM125 162H124V163H125ZM173 162H174V164H175V161H173ZM177 162H176V163H177ZM209 162H210V161H209ZM209 162H208V164H209ZM221 162H222V161H221ZM5 163H6V162H5ZM18 163H19V162H18ZM43 163H42V164H43ZM64 163H66V162H64ZM67 163H68V164L70 163V165H71L73 162H70V161H69V162H67ZM74 163H75V161H74ZM120 163H121V162H120ZM127 163H128V162H127ZM127 163H126V164H127ZM178 163H180V162H178ZM178 163H177V164H178ZM219 163H220V162H219ZM222 163H223V162H222ZM232 163H233V162H232ZM239 163H240V162H239ZM32 164H33V162H32ZM42 164H39V166H41ZM68 164H67V165H68ZM79 164H80V163H79ZM110 164H114V165H116V162L111 163V161H110ZM129 164H130V163H128V165H129ZM133 164H134V162L132 163V165H133ZM181 164H180V165H181ZM192 164H193V163H192ZM208 164H206V165H208ZM235 164H236V163H235ZM244 164H245V163H244ZM63 165H64V164H63ZM106 165H107V164H106ZM108 165H109V164H108ZM118 165H119V164H118ZM122 165H123V162H122ZM132 165H131V167H132ZM167 165H168V163H167ZM175 165H176V164H175ZM178 165H179V164H178ZM183 165H184V164H183ZM183 165H182V166H177V167L175 166L176 168H175L174 165H173V169H178V167H179V169H180L181 167H183ZM185 165L187 166L188 164H185ZM209 165H210V164H209ZM229 165H230V164H229ZM11 166H12V165H11ZM42 166H43V165H42ZM42 166H41V170H43V167H42ZM47 166H48V164H47ZM76 166H77V165H76ZM83 166H84V165H82L81 167H82L83 170H85V169L83 168ZM85 166H86V165H85ZM133 166H134V165H133ZM186 166H185V167H186ZM190 166H191V165H190ZM211 166H212V165H211ZM8 167H9V166H8ZM36 167H37V168H36ZM55 167H56V166H55ZM68 167H70V166H68ZM81 167H80V168H81ZM124 167H126V165H124ZM124 167H123V168H124ZM185 167H184V168H185ZM188 167H189V166H188ZM232 167H233V165H232ZM6 168H7V167H6ZM19 168H20V167H19ZM45 168H46V165L44 166V169H45ZM52 168H53V167H52ZM56 168H57V167H56ZM78 168H79V167H78ZM86 168H87V166H86ZM106 168H108V167L106 166ZM114 168L116 169V166H114ZM114 168H113V170H115ZM165 168H166L167 170H166V171L164 170L165 172L163 171L162 173H164L165 175H169V174H170L171 176H173V175H172V174H173V173H172L173 171L169 172V171L172 170V169H171V168H167V167H165ZM184 168H183V169H184ZM208 168H209V167H208ZM224 168H225V167H224ZM4 169H5V168H4ZM11 169H12V168H11ZM31 169H32V168H31ZM70 169H71V168H70ZM118 169H119V168H118ZM126 169H127V168H126ZM132 169H133V167H132ZM0 170H1V169H0ZM72 170H75V169H73V167H72L71 171H72ZM83 170H82V171H83ZM119 170H120V169H119ZM121 170H123V169H121ZM121 170H120V171H121ZM129 170L131 171L130 168H129ZM184 170L186 171L187 168H185ZM209 170H210V169H209ZM211 170H212V167H211ZM211 170H210V171H211ZM7 171H9L8 168H7ZM36 171H37V170H36ZM38 171H40V169H39ZM43 171H45V170H43ZM43 171H42V172H43ZM46 171H49V172H50V167L47 168ZM54 171H55V170H54ZM59 171H61V170L59 169ZM67 171H68V170H67ZM125 171H126V170H125ZM187 171H188V170H187ZM5 172H6V171H5ZM10 172H11V171H10ZM15 172H16V171H15ZM20 172H21V170H20ZM34 172H35V171H34ZM42 172H41V173H37V172H36V174H37L36 177L33 176L34 173L32 172V175H31V177L33 178L32 180H36V179H40V180H41V178L46 177V176H44L45 172H44V174H43ZM75 172H76V171H75ZM114 172H116V170H115ZM117 172H118V171H117ZM177 172H178V171H177ZM219 172H220V171H219ZM0 173L3 174L4 172L2 173V172L0 171ZM57 173H58V172H57ZM59 173H60V172H59ZM61 173H62V172H61ZM66 173H68V172H66ZM78 173H80V172H78ZM121 173H122V172H121ZM185 173H186V172H185ZM190 173L192 174V172L189 171L188 174L190 175ZM30 174H31V173H30ZM42 174H43V177L41 176ZM81 174H82V173H81ZM119 174H120V173H119ZM175 174H176V173H175ZM218 174H220V173H218ZM221 174H222V173H221ZM221 174H220V175H221ZM3 175H4V174H3ZM3 175H2V176L0 175V176L3 177ZM18 175L20 176V174H18ZM34 175H35V174H34ZM39 175H40V177H39ZM48 175L51 176V172H50V174H48ZM53 175H54V174H53ZM79 175H80V174H79ZM82 175H83V174H82ZM157 175H158V173H157ZM162 175H163V174H162ZM165 175H164V177L161 179V182H162L163 180H165L166 178L169 177V176H168V177L166 176V178H165ZM193 175H195V174H193ZM209 175L211 176V174H209ZM212 175H213V174H212ZM216 175H217V173H216ZM216 175H214V177H215ZM220 175H217V177H218V176L221 177ZM10 176H11V175H10ZM24 176H25V175H24ZM49 176H47V177H49ZM56 176H57V175H56ZM59 176L61 177V174H60ZM80 176H81V175H80ZM124 176H125V175H124ZM210 176H209V178H210ZM8 177H9V175H8ZM26 177H27V176H26ZM38 177H39V178H38ZM47 177H46V179H47ZM63 177H64V176H63ZM155 177H156V176H155ZM217 177H216V180L218 179ZM15 178H16V176H15ZM22 178H23V176H22ZM34 178H35V179H34ZM50 178H51V177H50ZM57 178H59V177H57ZM124 178H125V177H124ZM211 178H212V177H211ZM211 178H210V180H212ZM5 179H6V178H5ZM5 179H3V180L0 179V180H1L0 182H1V183H2V182H5ZM18 179H19V178H18ZM51 179H52V178H51ZM70 179H74V180H75V177L70 178ZM82 179H83V178H82ZM126 179H127V176H126ZM126 179H125V180H126ZM169 179H172V178L169 177L168 179H166L165 182L168 183ZM20 180H21V179H20ZM29 180H30V176H29ZM40 180H39V181H38V180L36 181L37 184L40 182ZM54 180H55V181L57 180L56 177H55ZM67 180H68V179H67ZM74 180H73V182H75ZM134 180L136 181V179H133L132 181H134ZM145 180H146V179H145ZM151 180H152V179H151ZM157 180H158V179H157ZM167 180H168V181H167ZM214 180H215V178H214ZM219 180L221 181L220 178H219ZM59 181H60V180H59ZM132 181H131V182H132ZM142 181H144V180H142ZM171 181H172V180H171ZM222 181H223V179H222ZM7 182H8V181H7ZM21 182H22V181H21ZM25 182H26V181H25ZM36 182H35V181L33 182L34 185H35V187L32 186V187L35 188V189L38 188V185H39V187H40V185H41L40 183H42V182H44V181L42 180V182H40L38 185L36 184ZM63 182H64V180H63ZM76 182H77V180H76ZM140 182H141V181H140ZM149 182H151V181H149ZM155 182H156V181H155ZM161 182H160V183H161ZM163 182H164V181H163ZM163 182H162L161 186H162V185L164 186V183H165V182H164V183H163ZM258 182H259V180H258ZM260 182H261V181H260ZM260 182H259V183H260ZM1 183H0V185H1ZM28 183H29V182H28ZM33 183H32V185H33ZM67 183H68V182H67ZM70 183H71V182H70ZM80 183H81V182H80ZM124 183H125V182H124ZM129 183H130V182H129ZM133 183H134V182H133ZM133 183H132V184H133ZM166 183H165V184H166ZM171 183H172V182H171ZM259 183H257V184H259ZM4 184H6V182L3 183V185H4ZM19 184H21V183H19ZM44 184H45V183H44ZM74 184H75V183H74ZM130 184H131V183H130ZM132 184L130 185V187H131V188L133 187V188H132L133 191H131V189H130L129 187H128V190L130 191V194L132 195V197H133V196L135 197V198H134V201L136 200L135 202H136V203L138 202V204H139V201L143 198V197H142L141 199L138 198V195H139V196L142 195V192H143V191H142L141 189H143L144 187L146 188V187L149 186L150 184L147 185V184H145V183H142L143 185L140 184V186H139V184L137 185V183H136V185H134V186H133ZM134 184H135V183H134ZM152 184H153V182H152ZM219 184H220V182H219ZM257 184H256V185H257ZM260 184H262V185H261L262 188H261ZM260 184H259V186H257V188H256L257 191H258V189H259V191H261L260 189H264V186H263L264 184H263V182H261ZM7 185H8V184H7ZM66 185L69 186V184H66V183H65V184H64V187H66ZM71 185H73V184H71ZM84 185H85V184H84ZM84 185H83V186H84ZM141 185H142V187H143V186H144V187L140 189ZM145 185H146V186H145ZM153 185H154V184H153ZM156 185H157V184H156ZM156 185H155V186H156ZM248 185H249V184H248ZM248 185H247L246 188H248ZM1 186H2V185H1ZM15 186H16V185H15ZM25 186H26V185H25ZM29 186H30V185H29ZM41 186H43V184H42ZM47 186H48V185H47ZM163 186H162V187H163ZM245 186H246V185H245ZM253 186H254V185H253ZM4 187H5V186H3V189L1 188V189H2V192H4L3 190L6 189V188L4 189ZM13 187H14V185H13ZM20 187H21V186H20ZM20 187H19V189H20ZM44 187H45V186H44ZM62 187H63V186H62ZM73 187H74L75 189L77 188L76 185H73ZM151 187H152V186H151ZM249 187L251 188V186H249ZM254 187H255V186H254ZM45 188H46V187H45ZM49 188H50V186H49ZM79 188H80V186L78 185V188H77V189H79ZM86 188H87V187H86ZM155 188H156V187H155ZM35 189H33V190H35ZM72 189H73V188H72ZM72 189H71V190H72ZM158 189H159V188H158ZM29 190L31 191V189H29ZM33 190H32V191H33ZM61 190H62V189H61ZM150 190H151V189H149V191H150ZM160 190H161V189H160ZM7 191H8V190H7ZM7 191H6V192H7ZM13 191H14V189H13ZM30 191H29V192H30ZM32 191H31V192H32ZM38 191H39V190H38ZM45 191H46V190H45ZM125 191H126V190H125ZM129 191H127V194H126V192H125V194H124V197H125V198H126V196H128ZM140 191H141V192H140ZM147 191H148V187H147ZM149 191H148V192H149ZM172 191H173V189H172ZM177 191H179V190L177 189ZM31 192H30V193H31ZM41 192H42V191H41ZM60 192H62V191H60ZM123 192H124V191H123ZM131 192H132L134 195H133ZM138 192H140L141 194L138 193ZM144 192H145V191H144ZM39 193H40V192H39ZM153 193H154V192H153ZM156 193H158V192H156ZM173 193H174V192H173ZM4 194H6V193H4ZM46 194H47V193H46ZM57 194L59 195V193H57ZM71 194H72V193H71ZM93 194H94V193H93ZM146 194H147V193H146ZM163 194H164V193H163ZM32 195H33V194H32ZM62 195H63V194H61V195L58 196V197H61ZM122 195H123V194H122ZM122 195H121V196H122ZM125 195H126V196H125ZM158 195H159V194H158ZM202 195H203V194H202ZM1 196H2V195H1ZM1 196H0V197H1ZM26 196H27V195H26ZM28 196H29V195H28ZM49 196H50V195H49ZM51 196H52V195H51ZM66 196H68V195H66ZM104 196H105V195H104ZM129 196H130V195H129ZM129 196H128V197H129ZM175 196H176V195H175ZM208 196H209V195H208ZM39 197H40V196H39ZM52 197H53V196H52ZM63 197H64V196H62V198H63ZM92 197H93V196H92ZM106 197H107V196H106ZM106 197H105V198H106ZM156 197H158V196H156ZM159 197H160V196H159ZM203 197H204V196H203ZM205 197H206V196H205ZM94 198H95V197H94ZM113 198H115L114 195H112V198H111V199L113 200ZM119 198H120V197H119ZM164 198H165V197H164ZM211 198H212V197H211ZM232 198H233V197H232ZM9 199H10V198H9ZM27 199H28V198H27ZM29 199H30V198H29ZM34 199H35V198H34ZM34 199H33V200H34ZM37 199H38V197H36V200H37ZM51 199H52V198H51ZM60 199H61V198H60ZM107 199H108V198H106V200H107ZM109 199H110V198H109ZM109 199L107 200L108 202H109ZM128 199H130V198H128ZM143 199L145 200V198H143ZM174 199H175V198H174ZM197 199H198V198H197ZM200 199H201V198H200ZM203 199H204V198H202V200H203ZM206 199H207V198H206ZM64 200H65V201H64ZM106 200H105V201H106ZM122 200H123V199H122ZM154 200H155V199H154ZM163 200H164V199H163ZM202 200H201V201H202ZM5 201H6V200H5ZM5 201H4V202H5ZM47 201H48V200H47ZM62 201H64V202H63L64 204H67L65 197L63 198ZM115 201H116V198H115ZM115 201H114V203H116ZM118 201H119V200H118ZM126 201H127V200H126ZM131 201H133V200H131ZM142 201H143V200H141L140 202H142ZM156 201H159V202L156 203L157 205H159V203H160V204L162 203L160 199H159V200H156ZM169 201H170V200H169ZM173 201H174V200H171V202H173ZM204 201H206V200L204 199ZM25 202H26V201H25ZM30 202H31V200H30ZM49 202H50V201H49ZM60 202H61V200H60ZM65 202H66V203H65ZM93 202H94V201H93ZM93 202L91 201V202H89V203H91L92 206L94 207V205H97V204H93ZM121 202H122V201H121ZM121 202H120V203H121ZM128 202H129V201H128ZM147 202H150V201H147ZM147 202H146V203H147ZM151 202H152V200H151ZM164 202H166V201H164ZM35 203H37V201H36V202L34 201V205H35ZM38 203L40 204L41 202H38ZM51 203H52V202H51ZM58 203H59V202H58ZM61 203H62V202H61ZM61 203H60V205L63 206V203H62V204H61ZM106 203H107V202H106ZM120 203H119V204H120ZM169 203H170V202H169ZM204 203H205V202H204ZM213 203H214V202H213ZM213 203H211V206L213 205ZM41 204H42V203H41ZM43 204H44V202H43ZM91 204H87V205H86V206H88V209H89V207L91 206ZM100 204H101V203H100ZM102 204H103V203H102ZM124 204H125V202H123V205H124ZM140 204H141V203H140ZM140 204H139V205H140ZM143 204H144V203H143ZM143 204H141V205H142V209L140 208L141 205H140V206L137 205V206L139 207L140 210H142L141 213H146V212H144V211H146V208H147V211H148V207H147V206H151V205H150L151 203H150V204L147 203L148 205H145L146 207H143ZM166 204H167V203H166ZM116 205L119 206L117 203H116ZM153 205H154V204H152L153 209H156V208H157V207H156L157 205H156V206H155V205L153 206ZM43 206H44V205H43ZM46 206H47V205H46ZM50 206H51V205H50ZM52 206H53V205H52ZM58 206H59V205H58ZM58 206H55V209H56V207H57V209H58ZM67 206H68V205H67ZM92 206H91V207H92ZM114 206H115V204H114ZM121 206H122V205L120 204V207H121ZM160 206H161V205H160ZM160 206H159V208H162L163 205H162L161 207H160ZM168 206H169V205H168ZM215 206H216V204L214 203V207H215ZM27 207H28V206H27ZM35 207H36V205L34 206V208H35ZM37 207H38V209L35 208L36 211H38V212H36V213H35V209L33 208V211H34L35 215L38 214V213H41V215H42L43 213L41 212V210H40V208H39L38 205H37ZM64 207H66V206L64 205ZM91 207H90V208H91ZM93 207H92V209H93ZM122 207H123V206H122ZM47 208H48V207H47ZM59 208H62V207L59 206ZM83 208H84V207H83ZM144 208H145V209H144ZM159 208H158V210H159ZM30 209H31V208H30ZM52 209H53V208H52ZM55 209H54V210H55ZM88 209L85 210L87 214H88V212H87ZM96 209H97V208H96ZM96 209H95V210H96ZM121 209H122V208H121ZM150 209H152V208L149 207V211H150ZM162 209H163V208H162ZM212 209H213V208H212ZM212 209H211V210H212ZM27 210H28V209H27ZM39 210H40V211H39ZM42 210H44V208H43ZM63 210H64V209H63ZM66 210H67V209H66ZM90 210H91V209H90ZM93 210H94V209H93ZM122 210H123V209H122ZM143 210H144V211H143ZM8 211H9V209H8ZM25 211H26V210H25ZM51 211H52V210H49V217L52 216V215H50V213H52L53 211H52V212H51ZM58 211H59V209H58ZM61 211H62V209H61ZM81 211L83 212V210H81ZM175 211H176V210H175ZM175 211H174L173 213H175ZM212 211H213V210H212ZM212 211H210V212H212ZM56 212H57V210H55V213H53V214H54V215H53L54 217H50L51 219H54V218H55V214H56ZM95 212H97V211H95ZM98 212L100 213V210H99ZM106 212H107V211H106ZM121 212H122V211H121ZM121 212H120V213H121ZM156 212H157V211H156ZM170 212H171V211H170ZM182 212H183V211H182ZM207 212L209 213V211H207ZM22 213H23V212H22ZM25 213H26V212H25ZM28 213H30V212H28ZM28 213H26V214H28ZM44 213H45V215L43 214L42 216H41V215H38V217H37V215H36V219H37V221H36L35 218H34V219H32V221L30 220L31 222L29 221L28 223H27V222H22V221L18 222L17 225H19V229L21 228V230H19V231H21V232L19 233V235L22 234V233H24V235L22 234V235L20 236V239H21V240H20L18 237H16L17 235L11 234V232L14 231V230H11V225H10V224H12V227H13V226L18 227L16 224H14V221H15V223H16V220H14V219H15L14 217H12V218H14V219L11 218L12 223H10V218H9V220H8L9 222L6 221L8 224H7L6 222H5L6 224H4V222H0L2 225L4 224L5 226L10 225V227H9L10 229H9L8 227L3 226V228H2V229H3L2 232H1V230H0V234L3 236V241L6 242V243L8 242V244H10V240L8 241V239H6V238L8 237V235H9L8 238L13 240V242H12L11 244L16 245V246H13V245H12L13 247H11V244L8 245V246L11 247V250H10V252H8V253H10V255H12L11 253L15 250V251L13 252V254L15 255L17 252H19V253H17V256L19 255V257L14 256V255H13L12 257L9 256V255H6V256H7V257H6L5 255H3V254L1 253L0 256L2 255L1 257H3V258H0V261H1V262H3V263L5 264L6 262L3 261V260H5L4 258H8V259L11 258V261L14 260L12 263L15 264V262H16L17 259H18L17 261L19 262V260L21 259L20 257L24 258V259H22V260L28 262V261H29L28 259H30V258L33 259V257L39 255V253H44V251H45V253H46L49 249L53 252V254H52V252H50V253H51L52 255H54V250H58V249L60 248V246H61V245L58 244V243H59L60 241H63L62 239H64V241L66 242V240H65V236H64V238H63V235H64V234L67 236V238L70 237V236H74V234H77L78 237L81 238V236H79V234H80V235L83 234V230H84V234L88 233V229H87V227L89 228V230L91 229V231H89V234H93L94 237H95V236H96V237H97V236L99 237L101 234L103 235L104 232H105L104 234H108V233H110L112 230H113V232H114V230H115V232L120 230V231H119L120 233H121V232L123 233V231H127L126 228H125L126 230H125V229L123 230L124 227H122V228L120 229V228L117 227V226H116V227H117V228H116L114 225H113L114 229H112V230L110 229L111 231H109V226H110V225H109V226H107V225H103L104 227L107 226V227H105V228L101 225L102 227H101V226H96V231H94V232H96V235H95V233L92 231V229L95 230V229H94V226H95V225H92V226H91V225L88 223L89 220H90V219L88 218L89 220H86V221H87V224H86V221H84V223H85V225H87V227H86V226L84 225V223H83V224H82L83 226L81 225L83 230H80V229H81L80 226H79L80 228L77 230V232L71 230L72 232H75L74 234H72V232H70L69 230L66 229V227L69 226V225H67V224L65 225L63 222H60V221H59V222H58V223H59V226L57 225V227L62 226L61 224L63 223V224H64V225H63L64 227L62 226L60 229H61L62 231H63V230H64V231H68V233H71V234H70V236H69V234H66L67 232H66V233H53V234H55V235H53L54 238H52V235H47V232H48V231L46 230V228H47L46 226H48V224H50V223H52V224H56V223H54V222H56V221H54V220L52 221V220L50 219L51 221L49 220V223H48V222H47L48 219H46V218L48 217V216H47V215H48V212L44 211ZM46 213H47V215H46ZM63 213H64V212H63ZM83 213H84V212H83ZM91 213H92V212H91ZM184 213H185V212H184ZM213 213H214V212H213ZM261 213H262V212H261ZM15 214H16V213H15ZM20 214H21V213H20ZM23 214H24V213H23ZM84 214H85V213H84ZM89 214H90V213H89ZM181 214H183V213H181ZM187 214H188V213H187ZM206 214H207V213H206ZM29 215H34V214H29ZM35 215H34V216H35ZM91 215H92V214H91ZM210 215H211V214H210ZM252 215H253V214H252ZM20 216H21V215H20ZM43 216H45V217H43ZM46 216H47V217H46ZM56 216H58V215H56ZM89 216H90V215H89ZM97 216H98V215H97ZM171 216H174V214H172ZM171 216H170V217H171ZM207 216H208V214H207ZM213 216H214V215L212 214V217H213ZM28 217H31V216H28ZM40 217L43 218V220H44V218H45V220H46L45 224L42 223V222L40 221ZM183 217H184V218H187V215L185 216V214H184ZM183 217H182V220H183ZM253 217H254V216H253ZM253 217H252V218H253ZM1 218H2V217H1ZM20 218H22V219L24 218L23 220H26V219L28 220V219H29V218H26V216H23V215H22V217H20ZM83 218H87V217H83ZM90 218H91V217H90ZM171 218H172V220H171V219H169V220H171V222H173V217H171ZM210 218H211V217H210ZM210 218H209V219H210ZM215 218H216V217H215ZM254 218H257V217H254ZM2 219H3V218H2ZM30 219H31V218H30ZM56 219H57V218H56ZM56 219H55V220H56ZM94 219H95V218H94ZM179 219H180V217H179ZM187 219H188V218H187ZM187 219H185V220H187ZM258 219H259V218H258ZM33 220H35V221L33 222ZM57 220H58V219H57ZM59 220H60V216H59ZM61 220H62V219H61ZM82 220H83V219H81V220H76V221H77L78 224H80ZM84 220H85V219H84ZM210 220H211V219H210ZM213 220H214V219H213ZM213 220H212V227L215 229V228H216V224L213 222ZM3 221H4V220H3ZM76 221H75V222H76ZM79 221H80V222H79ZM166 221H167V220H166ZM166 221H165V219H164L163 221H160V222L164 223V224H162V225H165V223H168L167 225H165V227H167V226L169 225V222H170V221H168V222H166ZM214 221H215V220H214ZM253 221H255V220H253ZM38 222H39V223H38ZM40 222H41V223H40ZM90 222H91V220H90ZM25 223H27V224H25ZM30 223H32V225H31ZM37 223H38V224H41L40 226H42V227L38 226V227L35 229V227H34L35 225H33V224H37ZM180 223H181V219H180ZM182 223H183V222H182ZM210 223H211V222H210ZM1 224H0V225H1ZM13 224H14V225H13ZM29 224H30L31 227L33 226V227H32L33 230H36L34 233H31L32 230H31L30 227L27 228V226H28ZM42 224H43V225H42ZM91 224H92V223H91ZM94 224H95V223H94ZM206 224H207V221H206ZM22 225H26V227H25V226L21 227ZM45 225H46V226H45ZM71 225H72V227H74L75 230H76L77 227H78L77 225H75V223H74V226H73V224H71ZM88 225H90V226H88ZM143 225H145V224H143ZM170 225H171V223H170ZM207 225H210V224H207ZM44 226H45V227H44ZM55 226H56V225H55ZM84 226H85V228H84ZM145 226H146V225H145ZM155 226H156V228H154V229H157V228H158L159 230H162V229H160V227H159V226H161L160 223H158L157 225L155 224V225L151 226L150 229L146 227V229H148L149 231L151 230V231H154V232H153V233H151V231L149 232L150 236H151V234H153L151 237H149V234H148V237H147V235H145V239L142 240L143 243L141 242V244L143 245V247H138V248H141V249L143 248L142 250L139 249L140 251H143V250H147V251H149V249H147V248H148V246L150 247L151 245H152V247H151L152 249L150 248V251H153L154 249L158 248L156 244L154 245V246H156V247L153 246V242H154V241H149V240H151L153 237H156V234L159 235V231H157V233H156L155 230H152L153 227H155ZM157 226H158V227H157ZM174 226H175L174 223H172V225H171L170 227H171V228H174ZM182 226H183V225H182ZM4 227H5V228H4ZM24 227H25V228H24ZM43 227H44V229H45L47 232L41 229V228H43ZM48 227H50V228L52 229V228L54 227V225L52 226V225L50 224ZM57 227H54L55 230L57 229ZM92 227H93V228H92ZM165 227L163 228V230L166 229ZM7 228H8V229H7ZM14 228H15V227H14ZM22 228H23V229H22ZM62 228H63V229H62ZM64 228H65V229H64ZM70 228H71V226H70ZM97 228H98V229H97ZM100 228H101V229H100ZM107 228H108V230H107ZM110 228H112V226H111ZM143 228H144V227L141 226V229H142V230H143ZM167 228H168V227H167ZM4 229H7V230H8V231H7L8 233H6V230L4 231ZM25 229H26V230H25ZM29 229L31 230V232L29 231ZM47 229H48V228H47ZM58 229H59V228H58ZM60 229H59V232H60ZM138 229H140V227H139ZM146 229L144 228V230H146ZM158 229H157V230H158ZM204 229H205V228H204ZM9 230H10V231H9ZM37 230H40V231L45 232L46 235L48 236V238L51 237L50 239H51V240L53 239V241L56 242V245H55V246L58 245V246H57L58 249H56V247L54 248L52 244L46 242L47 240L45 241V235H44L45 233H42L43 235H42L41 233L38 235ZM79 230H80V231H79ZM86 230H87V232H86ZM97 230H98V233H97ZM100 230H103V231L100 232ZM104 230H105V231H104ZM106 230H107V232H108V231H109V232L107 233ZM121 230H122V231H121ZM163 230H162L161 232L164 233ZM3 231L6 233V235H5V234H4V235L2 234ZM15 231H16V230H15ZM28 231L30 232V233H29L30 235L34 234V235H32L33 237H34L35 234H36V236H35L34 238H33L32 236H29V235H28L31 239L33 238V240H35V241L38 242V241H40V240H39V238H40L41 241H43V244L41 243V241H40V243H39V242H38V243L36 242V243H37V246L40 247L41 249H42V246H41V245H44L45 242L47 243V244L45 243L46 246H43V249H42V250H44V251L41 250V251H42V252H41V251L38 250L37 248H34L33 245L30 244V241H29L27 238H26V240H25L24 237H27ZM57 231H58V230H57ZM137 231H138V230H137ZM170 231H171V230H170ZM170 231H169V229H168V231L165 230V233H166V234H164L165 238H166V237H169V239H170V238L173 236V235L170 236ZM81 232H82V233H81ZM113 232H112V233H113ZM130 232H131V229H130ZM135 232H136V231H135V229H134V233H135ZM139 232H140V231H139ZM141 232H142L143 234L145 233V231H144V232L141 231ZM141 232H140V234H141ZM167 232H168V234H167ZM172 232H173V231H172ZM12 233H14V232H12ZM16 233H17V231H16ZM48 233H49V232H48ZM100 233H101V234H100ZM122 233H121V234H122ZM155 233H156V234H155ZM10 234H11V235H10ZM51 234H52V233H51ZM57 234H58V235L60 234V236H61V234H62V236H61L62 238L60 237V238H61L60 241H59V238H57V239H58V242L55 241V238L58 237ZM84 234H83L82 237L87 236V234H86V235H84ZM116 234H117V233H116ZM131 234H133V232H132ZM143 234H142V235H143ZM145 234H146V233H145ZM154 234H155V235H154ZM171 234H172V233H171ZM173 234H174V233H173ZM77 235H75L74 238H76ZM102 235H101V236H102ZM108 235H109V234H108ZM138 235H139V233L137 234V238H139ZM168 235H169V236H168ZM174 235H175V234H174ZM4 236H7V237H4ZM10 236H12V237H10ZM14 236H15L16 238H18V241H17V242H20V241L22 242V241H24V242H22V243L20 242L21 244H20V243H17V244L20 245V247L16 244V242H15L16 238L14 239ZM40 236L43 237V238H41ZM47 236H46V237H47ZM118 236H119V235H118ZM118 236L115 235V239H114V237L112 236L110 242H111V243H113V241H114V243H117V241L119 242V240H116V239H118V238H117ZM22 237H23V238H22ZM36 237L38 238L37 240L35 239ZM96 237H95V238H96ZM104 237H105V236H103L102 239H103ZM135 237H136V236H135ZM135 237H134V238H135ZM140 237L142 238L141 235H140ZM143 237H144V236H143ZM1 238H2V237H1ZM1 238H0V240H1V242H2V239H1ZM71 238H72V239H71ZM71 238H70V239H69V238L67 239V243H71V242H72V241H70V240H73L74 238H73V237H71ZM80 238H79V239H80ZM85 238H86V237H85ZM108 238H110V237H108ZM137 238H135L136 241L138 240ZM149 238H150V239H149ZM173 238H175V237L173 236ZM57 239H56V240H57ZM96 239H98V238H96ZM106 239H107V238H106ZM106 239H105V240H106ZM112 239H114V240H112ZM139 239H140V238H139ZM148 239H149V240H148ZM171 239H172V238H171ZM68 240H69V241H68ZM76 240H78V239L76 238L75 241H73V242L76 243ZM98 240H99V239H98ZM105 240H104V241H105ZM146 240H148L149 242L147 241V242H146L147 244H144V242H145ZM152 240H153V239H152ZM174 240H175V242H176V239H174ZM25 241L28 242V243H26ZM64 241H63V243H64ZM79 241H80V240H79ZM81 241H82V240H81ZM101 241H102V240H101ZM106 241H107V240H106ZM108 241H109V240H108ZM115 241H116V242H115ZM140 241H141V239H140ZM1 242H0V244H1ZM4 242H2V245L4 244V245H5L4 247H5L6 249H5L4 247H3V248H4L5 250L9 251V250H8L9 247L7 248V245H6V243H4ZM73 242H72V243H73ZM25 243L28 244V246H27ZM104 243H105V242H104ZM111 243H109V245H111ZM114 243L112 244L113 246H115V245L118 246V244H115V245H114ZM121 243H122V242H121ZM148 243H149V245H148ZM150 243H152V244L150 245ZM176 243H177V242H176ZM22 244H24V245H22ZM39 244H41V245H39ZM48 244H49V245H48ZM107 244H108V243H107ZM119 244H120V242H119ZM141 244H140V245H141ZM21 245H22V246H21ZM25 245H26V246H25ZM31 245H32V246H31ZM47 245H48V248H47V250H45L46 247H47ZM59 245H60V246H59ZM69 245H70V244H69ZM142 245H141V246H142ZM145 245H148V246H146V248H145V247H144ZM51 246L53 247L52 249H51ZM62 246H63V245H62ZM65 246H66V245H65ZM67 246H68V244H67ZM71 246H72V245H71ZM74 246H75V245H74ZM137 246H139V245H137ZM176 246H177V245H176ZM219 246H220V245H219ZM1 247H2V246H1ZM21 247L23 248L22 251H21ZM25 247H26V248H25ZM27 247H29L30 249H33V250L31 251V250L28 249ZM44 247H45V248H44ZM68 247H69V246H68ZM72 247H73V246H72ZM72 247H71V248H72ZM111 247H112V246H111ZM115 247H116V246H115ZM122 247H124V246H122ZM122 247H119V249L116 247V250H115V248H112V249H111L114 253L119 252V253H117V254H119V256H120L119 259H123V257H126V256L123 255V254L125 253L126 250L129 249V248H128V249H125V250H124V253H123V252H122L123 254L121 253L122 256H123V257L121 258V255H120V251H121V250H120V249H123ZM222 247H223V246H222ZM13 248H14V249H13ZM17 248H20V251H18L19 249H17ZM24 248H25V249H24ZM107 248H108V247H107ZM109 248H110V247H109ZM134 248H135V250H136V252H137L138 249L136 248V245H135ZM153 248H154V249H153ZM196 248H197V247H196ZM198 248H199V247H198ZM216 248H218V246H217ZM216 248H215V249H216ZM35 249H36V250H35ZM64 249H65V248H64ZM163 249H165L164 251H168L165 247H163ZM207 249H208V248H207ZM219 249H222V248L219 247ZM12 250H13V251H12ZM26 250H30V251L27 253ZM34 250H35V252H33ZM50 250H49V251H50ZM117 250H118V251H117ZM119 250H120V251H119ZM130 250H132V249H130ZM135 250H134V251H135ZM194 250H195V249H194ZM194 250H192V252H194ZM196 250H197V249H196ZM198 250H199V249H198ZM205 250H206V249H203V251H204V254L202 253L203 255H205V254L207 253V251H205ZM208 250H209V249H208ZM212 250H213V248H212ZM216 250H218V249H216ZM223 250H224V249H223ZM24 251H25L27 254H31V255H32L33 253H35L36 255L34 256V254H33V257H32V256L30 257V255H28V256L30 257V258H29V257L25 256ZM37 251H39L38 254H37ZM49 251H48V252H49ZM134 251H133V252H134ZM156 251H157V249H156ZM178 251H179V250H178ZM200 251H201V250H200ZM210 251H211V250H210ZM218 251H219V250H218ZM218 251H217V252H218ZM221 251H222V250H221ZM15 252H16V253H15ZM20 252H21L22 254L24 253V255H21V256H20ZM48 252H47V254H45V256L47 255V258L49 257V256H48ZM129 252H130V251H129ZM133 252H132V254H133ZM138 252H139V251H138ZM174 252H176V251H174ZM198 252H199V251H196V253H198ZM212 252H214V250L210 252V255L213 254ZM225 252H226V249H225ZM50 253H49V255H50ZM126 253H127V252H126ZM200 253H201V252H200ZM200 253H199V254H200ZM214 253L216 254V252H214ZM219 253H220V252H219ZM222 253H223V252H222ZM226 253H228V251H227ZM6 254H7V253H6ZM130 254H131V253H130ZM177 254H178V252H177ZM217 254H218V253H217ZM220 254H221V253H220ZM127 255H129V254H127ZM133 255H134V256H138V255L135 254V252H134ZM178 255H179V256H182V258H181V257L176 258V255H175L173 259H176V260L178 259L179 261H178V260H177V261L180 262L181 264H183L184 261L186 262V260H187L189 263H186V264H190V263H191V262H190V259H191L190 256H192V255L194 256V255H196V254H194V253H190L189 256L187 257V258H190V259H185V258H184L185 255H183V254H182V255L178 254ZM178 255H177V256H178ZM210 255H209V259L212 257V256L210 257ZM225 255H226V254H225ZM8 256H9V257H8ZM23 256H24V257H23ZM43 256H44V254H43ZM43 256H41V257H43ZM186 256H187V255H186ZM186 256H185V257H186ZM193 256H192V257H193ZM201 256H202V255H201ZM215 256H216V255H214V257H212V258H216ZM217 256L224 257L223 255H222V256H221V255H217ZM13 257H14V258H13ZM37 257H38V256H37ZM39 257H40V256H39ZM54 257H55V256H54ZM129 257H130V256H128L127 259H131V258H129ZM202 257H203V256H202ZM12 258H13V259H12ZM15 258H16V260H15ZM26 258H27L28 261L26 260ZM35 258H36V257H35ZM50 258H51V257H50ZM52 258H53V257H52ZM58 258H59V257H58ZM132 258H133V259H134V258L137 259V257H133V256H132ZM183 258H184V259H183ZM195 258H196V256H195ZM198 258H199V257H198ZM212 258H211V259H212ZM2 259H3V260H2ZM8 259H7V260H8ZM53 259H56V258H53ZM127 259L124 258V260H126V261L122 260L123 262H121V263H123V264H128V262H129V263L133 262V260H131V261H127ZM193 259H194V257H193ZM36 260H37V259H36ZM36 260H35V261H36ZM176 260H174V263H178V262H175ZM214 260H215V259H214ZM9 261H10V260H8L7 262H9ZM35 261H33L32 263H34ZM135 261H136V260H135ZM195 261H196V260H194L193 262L195 263ZM1 262H0V264H2ZM125 262H127V263H125ZM9 263H10V262H9ZM23 263H24V262H23ZM29 263H30V262H29ZM29 263H26V264H29Z\"/></svg>",
    "mask_w": 264,
    "mask_h": 264
}]
</instances>
